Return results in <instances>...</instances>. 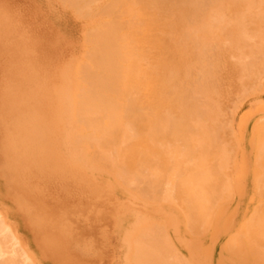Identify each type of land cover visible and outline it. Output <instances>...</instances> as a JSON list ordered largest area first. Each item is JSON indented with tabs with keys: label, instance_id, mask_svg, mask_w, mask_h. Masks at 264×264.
<instances>
[{
	"label": "rangeland",
	"instance_id": "1",
	"mask_svg": "<svg viewBox=\"0 0 264 264\" xmlns=\"http://www.w3.org/2000/svg\"><path fill=\"white\" fill-rule=\"evenodd\" d=\"M73 1L74 0H69V2H68V0H0V224H2V227H0V228L3 229L5 226H8L9 229L6 230L8 232L7 234L12 235V236H7V234L5 233L6 232L5 230L3 231V233L2 232L0 233V235H1L0 242H2V244L4 243L5 246L2 245V247L4 249H6L5 252H7L6 256H4V257L9 258V257H11L10 255L14 254L15 257H13V255H12V257H13V260L15 259V264H25V263L26 264H31V263H33V264H134L135 260L133 261L132 259L134 258L133 255L136 253L135 245L138 242V241L136 242L137 238L142 237L141 240L143 238H144V240H146L145 239L146 237H144L143 235L147 236V239H149V238H151L150 234H153V237L154 238L156 237L155 238L156 243L164 242V241L161 242V240L163 239L162 237H164L165 239L167 238V242H169L170 246L172 245L171 247H173V248H171V247L170 248L172 250L175 248L174 250H176V252H177L176 256L178 254L180 256V257L178 256L179 262L177 264H180V263L181 264H187V263L188 264H264V255H262V254H264V242L261 243L263 246L262 245L258 246L259 243H257L256 241H252V242H256L257 244L254 243L255 245H257L255 247L259 248L258 250H255V249H257V248H255L254 249L255 251H254L250 247L251 244L250 245L248 244L249 243L248 242L249 237L246 238L248 234H246V237L243 236L244 233L247 232L245 230L249 229L246 227H249L247 225H249V223H250V222L246 223L245 221H249V219H253V220L257 219L258 217L252 218L255 216L254 215L255 214V208H257V206L259 208V207H261L262 204H264V195L261 196V191H263L262 192V194H263L264 190H263V188L261 190L260 184H259V186L257 184L259 182V179H261V176L259 177V176L255 175V170H254L256 168L255 164H254V158H255L254 156L258 152L257 151L258 144L260 145V143H262L261 139H262V136H264V133H263V135H262V133L260 134V132H263L262 129H264V127H262V126H264V123H263L264 121L263 120H262L263 122L260 121V119H263V117H264V79H263L264 78V60L262 61V58L264 59V50H263L264 49V47H263L264 43L263 44L260 43L262 41V37H260L261 35H257L258 36L257 39L261 38V40L256 41V39H254L255 37L254 38L250 37V35L252 36V32L249 31L250 29L253 28V26H255L254 25L255 22L253 23L252 21L256 17V16L254 17V11L256 12L257 10H255L254 8L247 10V12L249 11L247 13V15H251V18L249 16H248V18H246L247 15L245 16V13H244V16L246 18L245 19L246 22H245V20H243L244 17H241V16L239 19H232L231 18V20H230V18L228 19L227 18L228 16H227L226 19L229 20V23L224 24L226 27L223 25V22H222V24L218 23L220 26L221 25L224 26V27L223 26L222 27L226 30L225 32H224L222 27H220L222 30L219 28L218 24H216L217 22L213 23L212 21H210V22L213 23L214 25H217V27L219 29H217L214 25L213 26L216 29L215 28L210 29V26L212 24L209 26L210 22H208V23L206 22L208 24L207 26L209 27V29H208V27L207 28L205 27V30H202V32L209 30L208 33L210 32L211 33V34L209 33L210 35L205 34L206 32H203V33L205 35H207L206 37H208V35H209L208 38H210V37L213 38L215 36L216 38L214 37L213 40L214 39L216 40V41L214 40L216 42V44L219 42L223 43V39H225L226 36L233 34V36L230 35L231 37L230 36L229 37L232 39L235 36L236 41L234 40V38L232 40L235 42H238V44L240 46H242L241 47L242 49L240 48L241 51L240 50H238V51L245 53L248 57H250V56L251 57L247 58V56L243 53H242V55H243L242 56V55H240V53L237 52V54H236L234 52L236 55L239 54L244 59L245 62L242 59H239V56H237L238 58H236L237 62L234 61L235 60V58H233L234 55H231V57H228L229 61L231 63L233 61L235 64L234 63H232V64L236 65V67L241 62H242L241 66L243 65L242 67L245 66L244 63H246L247 67H248V63L249 64L251 63L250 68L253 70L249 71V68H247V67L241 68V70L245 69V71H243L244 74H245V72H248V74L246 73V75H244L242 73V71H239L240 73H242L241 74L242 76H241L238 72L235 73V70H234L235 67H234V69H231L232 71L230 70V68H226V67L231 66V63L229 61H227L228 58H226L227 54L229 53V55H230V53H231L229 50L231 45H229V43H227V44L225 43L229 47V48H227V46H226V48H227V50H226V48H224L222 46L219 47L221 45L220 43H219L220 44L219 46L216 45L215 42L212 41V39L210 40V39L206 38V40H204V42L208 41V43L210 40L211 42H213L212 45L215 44L217 46V47L214 46L215 47V49H214L213 46L210 44L211 42L209 43L210 47L212 46V49L208 46L209 50H212V51H210L211 53H214L213 50L214 51L217 49L219 50V48H224V50H226V53H225V52H221L223 50L220 49L219 51L221 53L218 51L219 55H217V53H215L216 55H213V54L211 55L209 53V50H207L208 48L205 49L206 47L202 48L200 46V49L202 48L203 50H207V51L201 50L202 53L205 52V54H206V55L204 54L205 56H203V57H206L207 54L211 55L212 57H215V56L220 57V54H222V56H226L225 57L227 59L226 61L229 62V64H227V62H225V61L221 62V63H224L225 69L226 70L228 69L229 73L232 72V75H233V76L232 75L229 76V74H228V76L226 75L227 78L225 80L229 79L227 81H230V79H231L234 81H230L231 83L229 82L230 83L229 85L226 84V88L228 91V93L226 95L227 96L226 99L227 98L228 99L227 100L225 99L226 104H225V108H224V112H225L224 114L226 116L225 117L221 116V119L224 117V119L227 120L225 122L226 123V129L229 128L228 131L225 129L223 131V134L225 135L226 131L228 133L226 134L225 140L219 141L217 138H215V140L217 142H219V144L224 143L223 146L221 145V148L218 147L220 150L216 149L217 155H220L219 157H221L222 159L219 158L220 161H219V159L215 160L216 161L215 163L213 160L212 164H217V166H218V164H220L222 166L221 162L223 161V163H224V165H226V167L229 166L228 169H231L233 167L234 172L232 169L229 170L230 172L227 169L225 171L223 169L222 170L223 173L219 172V173H221V174H219L221 176L226 171L229 173V175H230V173L233 172L230 177L228 175L229 181H230V178L232 177L231 178L232 182L227 183L228 187H230L229 186V183H230V185L232 186V188L231 187L230 188L233 190L229 189L228 187H227L228 191L225 190V191L229 192L230 197L227 195L228 194L227 192L222 191V189H221L223 187L222 186V183H223L222 180L226 176L225 174H224L225 176H222V177L220 176V178H222V179L218 180V181H221V188L218 187L219 185L217 187L215 186L216 184L214 183V179L217 180V178H213L212 179L213 182L209 178L210 182L212 184V185L211 184L210 185L213 187L215 186L214 188H216L215 192H216V190L219 191L218 192L220 194V195L218 194L220 196L219 198L221 199V197L222 198L224 197L222 194L225 195V198H223L225 200V202H224V200H221L222 201V203L220 202L221 204H219V205L215 204V206L212 205V207L209 208L211 210H208L207 208H203V211L205 209L207 212V211H212L213 210L212 208H214V207L216 208V205H218L217 209H214V212L211 214V217H210V219H212L213 222L211 221L209 223L210 219H208L209 220V221H207L208 224L199 226V224L201 222H203L204 219H202V221L200 220V222L198 223V227L202 228L203 226H206V225H208V227L207 226H206L207 228L204 227L205 229L200 228V231H199V228L194 229L195 225L197 227V223L195 224V222H194V220H196V219L193 220L195 225L194 224L188 225L189 222H188V219L186 217V215H187L185 212L186 209H188L187 210V213H188V211H190L193 207V209L191 210L193 215L194 214L197 215L200 212V211L199 212L197 211V210H199L198 207L200 205L198 204L199 203L198 200L195 199L196 197H198V198L200 197V200H202L203 198H204V200H206L208 198V200L206 202L212 201L211 203H213V204H214V201H213L214 198H215V201L216 200L220 201V200H219V198H217V195H216V197H214L215 196L214 192H213V194L211 193L214 190H213V187H211L209 185L208 181L206 182L207 184H202L203 187H201V185H200L201 180L203 178H204V180H202V182H205V180H209L208 177H210V176H208V175H210V174H208V173L205 174V177L200 176V174H202L203 171L201 169L202 173H200V171H199L200 169H198V167H197L198 164L196 162L200 161L201 158L199 155L196 154L197 149L195 150L194 148L191 147L193 149V152H195V153H193L192 149L189 147L192 144H194L193 142L190 143V141H189V138L191 136L190 133H192L194 129L192 128L193 129L192 130L190 127L191 125L187 124L188 121H185V125L183 123L180 124L181 128H183V125L185 126V128H183V129L180 128L179 132L181 135L182 134L185 135L187 132L184 131V129H186V128H187L186 130L191 129L186 134V136L188 134H189V136H187L186 139L184 140L183 137H185V136L182 135L183 140H181L182 142L180 141L181 144L179 142L178 143L168 142V143L170 144L169 146H172L171 144H174L173 147H175V148L177 146L178 150L181 149V145H183V147L188 146L187 148L184 147L185 153L188 155L187 156L185 154V156H187L188 158L193 156L192 158L194 159L195 154H196V156H198L200 158V160H199V158L197 160H192V158H191V160L190 161L188 160L189 161L188 162V161H185V159L186 160L188 159V158H185V156H182V158L184 157V160L180 159L178 153L175 154L176 155L175 158L171 157L172 155L170 156L169 153L167 152V149H169L170 147L167 148L168 146H166V145L168 143H166V145H165L166 140L164 139L165 140L164 141V145H165L164 148H167L165 151L170 156V158L168 157V159L170 160L172 158V161H175V162L168 161V163H171V166L168 165L169 168L166 166L165 167L167 168L166 170H168L169 173L165 170V172L168 173V175H166L167 177L164 174L163 175L165 177L161 176V177L165 178V180L168 179V181H170V180L172 181V182L170 181L169 182L170 185L169 184L168 185H169V187H171L173 189L176 188L178 193L180 192L179 196H178L179 198H181L182 200H185V199H183L184 197L186 198L185 193H186V191L190 190L189 195L187 192V195L189 196L188 198L191 199L192 197H195L193 199L197 200L196 202L198 204V207H196L197 206L196 202H195L196 205H194V202L192 201L193 200L192 199L191 201L193 203L192 202L191 203L193 204V206L191 203L185 201L188 205L185 203L186 209L183 210L185 207L183 206L184 207L183 208L182 204L180 206L183 209H181V207L177 205L179 198L177 200H175V197L177 198V195H178L176 190H171V191H173V193L175 195L177 193V195L175 196L173 193H171L169 191V187H167L168 185H166L167 184L166 182L162 183L159 181L158 178H160L159 177L160 173L153 171L154 169L151 168L152 162H149V158H147L148 159L147 160L146 156L140 155L141 158H140V156L136 157L137 159L135 158L136 159V160H134L135 162H137V160L139 158L142 160V161H140V163L137 162V163H139L138 168L141 170V168H143V166H144V168H145L144 171L146 172V175L148 174L149 171L155 173L154 175H156V176H157V174H159L157 176V178L155 177V180L157 179L156 181H159V184H162V185L165 184V187H167L168 189L167 188H164V189H167V191H169L170 195L173 194V196H174L173 202H177V204L173 203L172 200L170 202L168 201V200H170V198L172 199L173 196L166 194V197H163L162 195L164 194V192L161 195L160 189L155 187L158 184L157 182H156L157 184H154V181L151 180L152 183L154 184V185L152 184L151 186H154V188L150 187L151 192L154 189L155 192H157V194L154 193V195H155L154 196L153 195L154 190H153L152 195L150 192L148 195L147 194L144 195L145 190H144V193L142 194L143 191L141 189H139L140 187L136 188L134 186V184L137 185V183H135L136 180L135 181L133 180L134 182L132 180H131V182L129 181L130 184L132 183L131 185L128 183V181L127 182H126V180L123 181L124 177L122 178V175H121L123 171L122 172L120 171L121 173L119 174L123 180L118 178V175H116L117 174L116 171L118 172L120 169L118 166H115V167H117V170H114L115 167L113 166L112 163H110L111 161L105 162L104 161L105 159L102 161L103 157L100 158L101 163L98 160H96L99 158V155H98V158L95 159V157L97 156V153H92L90 151H93V150L96 151L98 149V151L100 152L104 148H103V146H100L101 150H99V145L97 148V146L95 145V142L92 139H90L91 135L94 134V133L91 134V132L96 130V128L94 126H92V125H94V122H90V123L87 122L88 119L86 118V120H87L86 121L85 117H83V118L80 117L82 114L79 115V113H81L80 108H81L82 104L85 101H87L86 98L89 97L88 101L94 100V98L90 97L91 95H93L92 97H94V95H96L95 99H97V96H100V95L103 96L104 93H106L105 95H107V93H109L108 99L111 98V100H113L116 97V99L118 100L117 96L114 97L112 95V94L116 95L115 92L114 93H112L111 91L106 92L105 90H102L100 87H98V85H97L99 82L98 79L95 78L96 79L95 83H97L96 85L94 83L95 79L93 82L91 79H88L89 77L92 76L88 73H91V72L94 73L95 72L92 70V65H93L92 62L93 61L91 62V60L95 59V57H89L90 52H88V51L91 50V53H92V51H93L92 49L93 48L96 49V47H94V46L92 47L91 44L95 45L94 43H96L95 39L97 40V38H98V36H96V32H97V35L100 36V34H98V32L100 33L102 31H98V30H100L103 27L102 23L107 22L106 24H108V22L111 20V22L109 23V28H110L109 33H111L112 32L111 27H112V29H114V27H115L117 30L116 23L121 25L122 24L121 22L128 19L129 21H127V22H129L131 25V21L134 18L133 19L134 21H132V22H135V23L137 22L136 24H134V25H136L134 30L135 29L141 30V32L135 30L134 33H136V34L134 36H132V35L129 36L130 39L128 38L129 40L127 39L128 42H126V43H124L125 39L123 40V38H122L123 42L121 41V39L119 37L122 34H121V32H118L119 33L118 39L120 40L119 43L121 42L120 44L124 43L125 45H129L127 47L130 49L131 47H133L132 45H135V42H136V45L137 44L139 45L138 48H142L141 44L139 43L138 38H141V36L143 37V35L146 34V28H148V31L153 28V26H151V27L149 26V24L151 22L150 19L152 18V16L156 17V19L158 20V24H157L158 27L156 26L157 30L155 29V31H154V33L157 36L156 40L154 41V42H156V44L154 46H151V47L149 46L150 51L146 53V55L149 56V57H146V66L149 68L148 71H152V72L156 71L153 73L149 72V73H151L148 76V79L150 78V81H151L153 76H158L159 74L164 75L168 72H169V74L178 75L179 73H177V72L179 71V69L182 70V68H185V66H188V67H186V70L188 69L189 72L196 69V71H193L194 74L192 72H191L192 74H189V72L186 71V72H188L186 74V76L189 77L191 75V77H189V80L187 78L186 82L185 81L184 82L179 81L182 84V86L178 83H177V86H175L176 83L172 84V82L174 80L173 78L164 79L163 86L161 89L162 91L160 92V95L165 94L164 97H163V95H161V97H158L156 99L155 94L153 93V91H151V87H150L151 83H150L148 90L146 89V108H147V106H148V108H150L151 105H153L154 101H156L158 99H159L158 101H160V99H163V102L160 105H158L157 103H154L156 108H154V109L152 108V110H154V111H150L151 113H153V115H155L154 114L155 111H156V113H159V112H161V110H163L165 108L168 110L167 106L170 103L169 100H171V98H172V94H169V91H171L169 89H171L172 85L175 86L173 91H176V90L179 91L178 85H179L180 89L190 90L189 87H192V86L191 85L189 86V84H192V83L187 84V82H189V81L193 82L195 80V78L198 79L197 78V77H199L198 74L201 75L203 73L200 69L205 66L206 61H205V63H203V61H202L203 59H201L202 55L200 56L196 52L191 51L190 46L188 49L187 45L184 44L185 41L189 42L190 40H192V41L194 40L192 45L194 43L195 44L197 43V46L199 48V45H201L200 43L202 42V38L200 36L203 33H201V31L198 32V30L196 31V29H195V32H197V33H195V34L193 33V30L190 31V33H193V35H196V36L198 35V37L201 38L198 40V38L196 37L199 42L201 40L200 43L197 42V40L195 38H192L193 35L188 36V33H187L188 37L186 38V36L184 34L185 32L183 30V29H185L184 25H183V27H184L183 29H182V26L180 25V28L182 29V30L180 29V31H182L181 32L182 35L180 34V31H179V33H178V31H176L177 32L176 37H175L176 33H174V34L170 33V31H173V30L175 31V29L179 30L178 29L179 25L177 26V24L179 23V21H180V23H182L185 20V18H182L183 21H181V19H180L181 16H178V18L180 20L178 21V23L174 22V23H177L176 27H178V28L174 27L175 29H173L172 28L173 26L171 27V25L172 24L174 25V23H169V22H173L176 19L178 20V18L176 17L177 16L176 14L178 12L176 13L174 11L176 18L175 19L173 18L174 20L172 21L171 20L172 17L171 16L168 17L171 14V9H170L171 7H166V8H168L167 10L164 7V11L165 12L167 11L166 13H168L169 12L168 10H170L169 15L165 16L166 19L171 18L169 20L168 19L164 20L165 17H163V16L165 14L162 13L164 11L161 9V7L158 9L152 8V9H157L158 12H157V10L154 11L151 8H149L148 10L152 11V14H153L152 16H151L150 11H149L150 14H148V11H147V13L146 12L144 13L143 12L145 10L144 9V10H141V13L147 14L146 16L145 15L142 16V14L140 13V14H138L139 16L136 15L135 17H133L131 15L129 16V14L126 15V13L123 12V11H125L123 6L122 5L118 6L119 3L117 6L114 7V10L116 12L113 9H111L112 7L109 8V5L107 6V4H109L111 2V0H92V1L91 0H79V1L76 0L78 3L75 1L73 3ZM113 3L114 2H112L111 4H113ZM254 3H258V1L254 0ZM76 4H77V6H76ZM104 6H105V8H104ZM261 6H260V8H261ZM106 7L110 9V10L108 9L109 11L112 12V10H113L115 12V14H113L111 17H115L116 21H113L112 19H114V18H112V19L109 18L110 15L108 17V15L105 13V12H107V11H105V10H107ZM102 8H104L105 10ZM262 9H263V7H262ZM100 11H101V13H100ZM153 11L155 14L153 13ZM159 11H161V13L164 14V15H161L162 17L159 15L160 14ZM201 11H203V10H200V12ZM224 11H226L225 12V16H226L228 11L227 10H224ZM111 12H110V14H111ZM251 12L253 13V15L250 14ZM116 13H117V16L119 14L121 16L119 15L120 17L118 18L116 16ZM123 13L125 15H122ZM180 13L181 14L178 13V15H182V12H180ZM202 13H200V14H202ZM187 14H188V15H186L187 16L186 17L187 23L185 20V25L186 24H188V25L194 24L195 25V22H196L195 18L198 17V15H195L196 16L195 17L194 14H193V16L191 14V17H195V18L191 19V17H189V19H191L189 22V20L187 18H188V16H190V13H187ZM205 14H206V18H207L208 14L207 13H205ZM205 14L204 15L202 14L204 21H206V18H204ZM85 15H87V16H85ZM255 15H257V12ZM172 16H174V15H172ZM199 16H201V15H199ZM202 16L200 17V19L202 18ZM260 16H261V14H260ZM106 17H108V18H106ZM138 17L140 19H138ZM146 17L149 19H146ZM182 17H183V15H182ZM135 18H137V19H135ZM160 18L161 19L163 18L162 21ZM241 18H242V20H240ZM197 19L199 20V17ZM226 19L223 18V20L227 21ZM248 19L250 22L247 21ZM97 20H98V22H97ZM99 20L101 21V23ZM107 20H109V21H107ZM203 20L201 19V21L200 22L198 21V22L201 23ZM221 20L222 19L220 18L219 22H221ZM260 20H262V19H260ZM192 21H194V22H192ZM234 21H237V22H234ZM124 22H126V21H124ZM198 22H196L197 26L199 25ZM244 22L246 23L247 28H248V30H247L246 27H244L245 28L244 31L248 35L247 34L245 35L244 34L245 32H244L243 33V40L241 43H239L240 40L242 39V34H241L242 33V27H241V25L244 26L245 25ZM263 22L264 21H261V23H259L261 25V27H264V24H262ZM112 23H114V27L112 25H110ZM129 23H128V25H129ZM230 23L231 24L233 23L232 25L235 27L230 26L229 29H231V30L227 34L228 29H226V28H228L227 25L229 26ZM237 23L238 24L244 23V24H240L241 33H239L237 31L238 30L237 26L239 27V25ZM96 24L97 25L100 24L102 27L98 26V27H100L99 29L94 27V26H97ZM159 24L161 26H162V24H166V25H163L162 26L163 28H161V26ZM202 25H204V24H202ZM106 26H105L107 28L106 31H108V29H109L108 25H106ZM137 26H139V27H137ZM140 26H141V28H140ZM190 26H192V25H190ZM248 26H250V27H248ZM121 27H123V26H121ZM125 27H126L125 29L121 28L122 31H124V33L128 32L127 31L128 27L127 26H125ZM193 27H190V28L192 29ZM199 27H200V25H199ZM91 28H93V29L96 28V29H94L95 34H94L93 29H92L93 32H91L92 30L90 31ZM166 28L169 29L168 30L169 34L167 33ZM234 28L236 29V31H235L236 33L235 32L233 33ZM102 29H105V28L103 27ZM197 29L200 30L201 27L197 28ZM213 29L215 31H217V30L218 31L215 32L214 34H212L214 31L211 32V30H213ZM262 29H260V32H259L261 34L264 33V29L263 30ZM188 32H189V30H188ZM220 32L222 35L220 34ZM89 33H90V35L92 33L91 38L88 35ZM118 33H117V35H118ZM138 33H141V34H138ZM93 34L96 36V37L94 36L95 38L93 37L94 43L92 41ZM179 34L181 35V37ZM237 34H241L240 35L241 39L239 38V35H238V40H237ZM223 35L225 37H223ZM253 35H254V32H253ZM218 36L221 39H219ZM247 36H248V40H246ZM255 36H256V34H255ZM116 37L117 36H115V38ZM182 37H185L186 39L184 38L185 40L184 39H183L184 41L182 40L183 44L181 45V43H182L181 38ZM89 38L91 41H89ZM131 38H132V40H131ZM176 38L178 39L179 43L177 42L178 43L177 45L175 43L174 44L175 48H174L173 43L177 40ZM251 38H253V39H251ZM263 38H264V36H263ZM135 39H136V41H133ZM203 39H205V38H203ZM231 39H230V41H232ZM195 40H196V42H195ZM227 40L229 41V39H227ZM227 40L225 39L224 42H226ZM250 40H254V42H252ZM192 41H190V42H192ZM247 41H249L250 44ZM133 42H134V44H133ZM246 42L251 48L248 47ZM263 42H264V40H263ZM127 43H130V44H127ZM208 43H204L205 45L203 44L202 46H207ZM233 43L234 42H232V43L230 42V44H232V45H233ZM242 43H244V44H242ZM251 43H253V44H251ZM179 44L181 46H184V47L186 46L185 48H187V49H185L184 47L182 48ZM238 44L236 43V45H238ZM222 45H224V44H222ZM245 45H247V46H245ZM254 45L256 46L255 48L253 47ZM197 46H195L194 49ZM89 47H90V49H89ZM164 47H166V48H164ZM243 47H246V48H244L245 50L243 49ZM252 47H253L255 52H256V50L258 51V49L259 50L262 49L263 54L261 53L262 54L261 56H263V57H260L259 55H258L259 56L258 57L256 55L257 53L254 52L255 53L254 54L253 52H250V51H253ZM176 48H178V49L182 48L180 50H183V52L185 50L186 51L190 50V53H189V51H187L188 54L186 53L187 56L185 57V53H183L182 51L179 50V52L181 53L180 54L181 56H179V55H177V53L179 54V52H178V49L176 52ZM121 49H123V48H121ZM165 49L169 50L170 54L168 53V55H167L166 53L168 51L165 52ZM248 49H250V50H248ZM196 50H197V48L195 49V51ZM234 51H236V50H234ZM86 52H88V54ZM121 52H122L121 54H126L127 49L124 48V50H121ZM142 52H143V50H140V49L135 51V53L137 55H140ZM258 52H262V51L260 50ZM93 53H94V51H93ZM172 53L174 54L173 56H172ZM195 53L199 56L197 57V55H195ZM251 53H253V55H255V57L257 56L258 59L255 60V57L252 56ZM182 54L185 58L188 57V59H184L182 57ZM86 55L89 58L85 57ZM143 55H145V54L143 53ZM170 55H171V57H170ZM175 56L177 58H175ZM190 56L192 58H194L195 56L198 58V61L196 58L197 63H195V65L193 66V68H194L193 70L189 69L192 67V66H189L190 64H188V65H186V63L183 64L184 61H186V60L188 61L190 59ZM155 57H162L161 66L159 68H157L156 66L153 67V60L155 59ZM179 57L180 58L182 57L183 59L182 58L178 59ZM120 58L121 57H118V59H120ZM123 58L126 59L125 57H122L121 59L123 60ZM172 58L175 61L171 60ZM87 59H89V60L91 59V60L89 61ZM121 59L118 61L119 63L124 62V60L122 61ZM223 59L224 58H222V60ZM250 59H252V60H250ZM148 60H149V62H147ZM180 60H181V62H180ZM170 61L173 62V63L171 62L172 65H167L168 63H170ZM193 61H195V58ZM200 61H202V62H200ZM248 61H250V62H248ZM88 62H89V64L92 63V65L89 67L91 69L90 71L87 70L89 64L86 67ZM188 62H191V61H188ZM119 63H116V66L119 69L118 70V72H119L118 76L121 75L120 73L122 70V67H121L122 64H119ZM201 63H203L204 65H202ZM164 64L167 66L165 69H164V67H165ZM197 64L199 65V67L202 65V67L200 69H198L199 67L196 66ZM179 65L181 67H178ZM222 66H220V67H222ZM150 67H153V69ZM207 67H208V65L206 67H204L203 71ZM209 67H210V64H209ZM82 69L87 70L88 73L86 72V74L89 75L87 78H86L87 75H85V77H82V75L84 76L83 73H85V72H83ZM86 70H84V71H86ZM157 70L160 72H158ZM183 70H185V69H183ZM238 70H240V69H238ZM80 71H81V73H80ZM161 72H163V73H161ZM237 73L239 74V76ZM195 74H197L198 76H196ZM97 75H99V74H97ZM164 76L166 77L167 75H164ZM231 77H234V78L232 79ZM84 78H86V80H90V81H88L89 84L87 83L86 80H84ZM91 78H93V77H91ZM261 78H262V80H261ZM80 79H83V80H80ZM167 81L170 82L171 84L168 83ZM227 81H224V83H227ZM84 82H86V83H84ZM244 83H247V84H244ZM88 85H90V87ZM94 86L95 87L97 86L96 88L98 90L101 89L102 91L96 90V88H94ZM228 86L230 89L228 88ZM255 88H256V90H255ZM93 89H95L97 94L95 93V91ZM83 90H85L86 92L84 91V93H83L82 92ZM121 90H123V89H120V90L117 89V91H118L117 95H118V97H120L119 100H122L121 96H123V94H124L122 91V93L120 95L119 92H121ZM167 91H168V93H167ZM102 92H104V93H102ZM85 93H86V95H85ZM110 94L112 96H110ZM84 96H85V98H83ZM81 97L83 98V100L81 99ZM242 99H244V100H242ZM235 100H237V102ZM82 101H84V102L82 103ZM79 102L81 103L80 105H79ZM113 102L115 103V100H113ZM114 103L112 105H110V103L108 102V104L100 106V107L104 106V108L106 109V112H108V113H106L105 116H108V115L110 116V113L111 114L115 113L118 110L119 107L118 106L116 107V104H114ZM109 106L110 107L112 106L111 108H115V110H112ZM236 106H237V108H236ZM108 107H109V109H108ZM148 108L146 109V111H147L146 117L148 118V116H149L150 118L154 119L155 117L154 116L152 117L151 113H148L149 112ZM157 109H159L160 111L157 112ZM109 110H111L112 112L109 113ZM231 110L232 111L234 110V111L231 112ZM171 112H172V110H171ZM249 112H253L254 117L250 121H248V123H246L245 128H244L245 132L241 133L240 129L242 128V125H241L242 124L241 123L242 118H243L245 113L248 114ZM230 113H232V115ZM167 114H171V113L169 112ZM167 114L166 115L163 114L164 117H166ZM222 114H223V112H222ZM155 116L157 117V114ZM229 116H230V118H229ZM226 117H228V118H226ZM233 117H234V119H233ZM231 119H232V121H231ZM149 120H151V119H149ZM228 120H230L231 123H230V127L227 128V123L230 122ZM79 121H80V123H79ZM98 121L100 122V120H98ZM103 121H104V123H103L104 125L108 124V122H109L107 120H106V122H105V120H103ZM103 121H101V122H103ZM161 121L162 120H160V123H161ZM99 122H98V124H99ZM133 122L134 121H132V123ZM166 122H167V120H166ZM168 122H169V120H168ZM95 123H97V122H95ZM78 124H79V126H77ZM147 124H149V123L147 122ZM161 124H160V126H161ZM234 124H235V126L233 127ZM89 125L91 126V128ZM139 125H138V127H139ZM76 126H77V128H76ZM100 126L101 125H99V127ZM133 126H135V128H138L136 124H134ZM153 126H156V123ZM162 126H167V123H165V125H164V121H163ZM169 126H171V125H169ZM188 126L190 128H188ZM228 126H229V123H228ZM78 127H80V128H78ZM148 127L146 125V128H148ZM232 127H233V129H231ZM88 128L91 130L93 128V130L92 131L90 130V132H89ZM142 128H145V127H141V125H140V128L137 130H142ZM151 128L153 129V127H151ZM151 128H149V133L151 131L150 130ZM154 128H155V130L153 129L154 130L153 134L149 135L150 139H152V140L156 139V141H157V137H158V139L159 138L161 139L163 136L165 137V134H167V132L162 130V128L159 131V133L157 132V128L156 127H154ZM163 128L165 129L166 127H163ZM222 128H223V125H222ZM230 129L235 131V133H233V135L229 134L231 131ZM234 131H231V132H234ZM86 132L90 135H87ZM162 132L165 133V134L163 133V136H162ZM194 132L196 133L197 138H194L195 133H193V136H194L193 138L197 139V141L194 139L193 140L195 141V143L199 142V143H196L194 145L198 144V146H199V144L204 140L197 133V131L194 130ZM149 133H146V135ZM160 133H161L162 137L159 136ZM100 134L101 133H99L96 130L95 136L100 135ZM197 134L200 136L201 139L198 140L199 136ZM223 134H221V136ZM76 135H77V139H76ZM78 135L80 137L83 136V138L86 137V139H83L82 137L80 138ZM151 135H152V138H151ZM155 135H156V137H155ZM219 135H217L218 138L220 137ZM169 136H171V135H168L167 137H169ZM228 136L232 137V138L234 136L235 137L234 139L237 138L236 140H238V146H239L238 149L236 148L238 146L233 147V148L230 147L231 144H229L230 146L229 145L224 146L225 142H227L226 140L229 139ZM87 138L90 139V141L92 140L94 142V145ZM93 138H94V136H93ZM187 138H188V140H187ZM150 139L148 141H146V147L148 146L149 141H151ZM166 139H168V138H166ZM258 139L261 140V141H259L260 143L258 142ZM161 140H163V139H161ZM80 141L82 142L83 145L79 144ZM168 141H169V139H168ZM152 142L154 143V145H152V146H154V148L151 147L153 149V151H151L150 154L148 151V156L152 154L151 156L154 157L153 155L155 154V149L158 147V145L156 144V142H154V141H152ZM185 142L187 143V145ZM217 142L215 144L219 145ZM229 142L231 143L234 141H229ZM117 143L121 144L119 141ZM157 143L160 144V142H158V141H157ZM235 143H233V144H235ZM151 144L152 143H150V145ZM176 144H178V145H176ZM202 144H204V142ZM215 144L213 145V148L211 147L213 150L217 146ZM81 145H82V147H81ZM104 146H106V144ZM123 146H125V144H123ZM162 146H163V144H162ZM198 146H194V147L197 148ZM200 146L202 147V145H200ZM173 147L170 149H174ZM183 147L181 149L182 151H183ZM203 147H202V149H203ZM151 148H150V150H151ZM164 148L158 147V149H161V151ZM188 148L191 149L190 152H192L193 155L190 154ZM231 148H232V150H231ZM78 149H79V151H78ZM80 150H82V151H80ZM229 150L232 151L231 154L229 153L230 152ZM165 151L164 152L162 151V152L165 153ZM173 151H171V152H173ZM174 152H177V150ZM210 152H212V150ZM234 152H235V154H234ZM215 153H216V151L214 152V154ZM232 153H233V155H232ZM92 154H95V156H92ZM99 154H101V153H99ZM159 154H160V152H159ZM156 155H158V154L156 153ZM189 155H191V156H189ZM204 156H205V154H204ZM204 156H201V157H204ZM209 156H212V155H209ZM234 156H235V158H234ZM142 157H143V159H142ZM163 157H162V159H165V157L164 158ZM176 157H178L179 160H182L183 162L184 161L185 162L183 164H182V161L177 162L178 163V165H177V163H176L177 158ZM92 158H94V159H92ZM159 158H161V157H159ZM212 158L214 159L215 157H212ZM145 159H146V162H143V160L145 161ZM154 159L155 158H153V160ZM156 159H157V157H156ZM168 159H166V160H168ZM224 159L226 162L224 161ZM233 159H234V161H233ZM166 160H165V162H166ZM203 160H205V159H203ZM203 160L200 162L203 163L202 168H205L208 164H207V162H204ZM227 160L228 161L232 160L234 162L233 165L231 164V162H227ZM237 160H240V168L239 169L245 168V173L243 174L242 179H240V176H239L242 174L241 173L238 174V172H240L241 170L237 171L235 168V165H234ZM191 161L193 163L195 162L194 165L197 168L196 170H195V166H193V163ZM247 161H250V162H247ZM102 162H104L105 166L103 165ZM160 162H162V161L159 160V162L155 163V164H157V166H156L157 168H160L161 171H159V172L163 173L164 170H162L161 164H159ZM106 163H107V165H108V163L112 164L111 167L112 166L113 167L110 168L111 170L108 169L109 165L107 167ZM153 163H154V161H153ZM175 163H176V169H175V165H173ZM185 163H189V164H186V165H188V167L186 165H185V167H187L188 172L191 171L192 174H191V172L189 175H188V173H187V175L185 174L187 172V169L182 167V166H184ZM248 163H249V165H248ZM164 164L165 163L163 162V165ZM212 164L210 163V166ZM166 165H167V163H166ZM179 165H182L180 167H181V169L184 168V170L179 171ZM154 167L155 166H153V168ZM156 167H155V169L158 171V169ZM207 167H209V165ZM211 167H213V165ZM146 168H148V170ZM172 168H173V170H172ZM190 168H193V169H190ZM219 168H217V169H219ZM223 168H225V166ZM128 170L129 169H127V172H128ZM133 170H131V171H133ZM177 170L179 172H177ZM197 170H198V173H200L198 175V177L200 176L201 180L198 177L193 178L194 171H195V173H197ZM204 170H206V168ZM136 171H137V168H136ZM145 172H143V173H145ZM180 172H182V176H183V174H185V176H184L185 178H183L181 181L185 180L187 177V179L185 180L186 183H183L184 181L181 182L179 180L180 178L177 179V177L181 176V175H178ZM129 173H130V171H129ZM137 173H138V171H137ZM211 174H213V172H211ZM214 174H215V172H214ZM214 174L211 176L215 177ZM217 174H218V172H217ZM247 174H249V175H247ZM133 175H132V179L137 178L138 179L137 181H139V182H142L141 177L143 178V181H144V177L147 178L146 181H144V184H146L148 179H150V177H147L145 174H143L145 176H141V177H136L134 175V178H133ZM139 175H140V173H139ZM219 175H217V176H219ZM124 176H126V175L124 174ZM148 176H152V175L148 174ZM169 176H171V177H169ZM206 176H208V177L206 178ZM175 177H176V179H175ZM163 178H161L160 180H162ZM173 178H174V180H172ZM188 178L191 180L189 181ZM130 179H131V176H130ZM140 179H141V181H140ZM198 179L200 180V183H199ZM187 180L189 183L191 181H192V183H194L198 180L199 185H197L198 183H195L196 185L194 184L196 186V189H197V190L195 189L196 192L193 191V192H195V194L192 193V190H191L192 185L190 186V184L187 182ZM175 181H177V182L180 181V182H178L179 183L177 185L178 187L180 184L181 185L187 184L186 186L184 185V187L188 188V186H189L191 188H188V189L186 188L187 190L185 189L186 191L182 192L185 195L184 194L182 195L181 191H180V187L177 188L176 184H174V183H176ZM223 181L227 182V178H225ZM126 183H128V185ZM144 184L143 185L140 184V186L143 187ZM171 184L175 185V186L172 187ZM204 185H206V186L208 185V187H207L208 189L210 187L211 188L207 191L206 190L207 188H205ZM146 187L149 188V186H146ZM182 187H181V189L183 190ZM198 188H201V190H198ZM202 190H203L204 195L210 191L211 195H213V196H211L210 193H208L209 195L207 194V196L202 195L203 193L201 192L202 193L201 194L199 192ZM204 190L207 193H205ZM258 190L260 191V193L258 192ZM220 191H222V194L220 193ZM223 192H225V193H223ZM146 193H147V191H146ZM197 193L200 194L201 196L198 195ZM180 194L182 196H180ZM190 194L192 195V197ZM216 194H217V192H216ZM230 194H232L234 196H231ZM226 195H227V199H226ZM151 196H153V197H151ZM167 197H169V199H167ZM211 197H213V198L211 199ZM228 197H229V199H232V200H228ZM156 198H158V199H156ZM186 200L189 201V199H187V198H186ZM258 202L260 205H258ZM215 203H217V201ZM183 205H184V203H183ZM255 205H257V206L255 207ZM262 206L264 207V205H262ZM190 207H191V209H189ZM194 208L196 209L195 211L198 212L197 214L195 212L193 213ZM253 211H254V213H253ZM191 212H189V213H191ZM257 212H261L260 209H258ZM200 213L202 214V212H200ZM252 213H253V215H252ZM250 214L252 215L251 218H249ZM262 214H259V215H262ZM204 215H206V214H204ZM189 216H190V214H189ZM209 216H210V214H209ZM212 216H213V218H212ZM191 217H189V218H191ZM203 218H204V216H203ZM1 220H3L5 222V224H4L5 226H3V222H1ZM193 222H191V223H193ZM233 222H234V224H233ZM244 222L246 224V227L241 226L242 223H243V225H245ZM240 226L243 227V229L245 227V230L241 229ZM151 228L156 230V231L152 232ZM209 228H210V230H209ZM196 229H197V231L194 232ZM204 230H206V231H204ZM242 230H243V232H241ZM145 231L147 232V235H146ZM150 231H151V233L148 234ZM202 231H204L205 233ZM9 232H10V234H9ZM197 232H198V234H195ZM4 233L6 234V238H8V237H11V238L6 239ZM199 233H202V234H199ZM242 233H243V235L241 236ZM237 234H238V237H237ZM149 235H150V237H149ZM234 235H236V238H234ZM240 236L242 238V241H241V238H239ZM160 238H162V239L160 240ZM232 238H233V240L237 239L234 242V246L237 245L236 248L232 247L233 245L232 246L230 244H229L230 246L228 245V243H231V244L233 243L232 242L233 240H231ZM263 238H264V236H263ZM11 240H15V241H13L14 243ZM138 240H140V238ZM141 240L139 242L143 241V240L142 241ZM154 240H151L152 245H154V243H155ZM244 240L246 241V243H243ZM251 240L252 239H250V241ZM146 241H147L146 244H148L150 242L149 240H146ZM10 243L11 244L13 243L12 247L14 245H15L14 247L17 246L16 248H17L18 252L14 250L16 248H14V247L11 248ZM237 243H239V244H237ZM165 244H164V246H165ZM243 244H245V245L242 246ZM148 246H150V243ZM228 246H229V248H228ZM162 247H163V244L160 247V251L162 250L161 249ZM218 249H220V250H218ZM238 249H240V250H238ZM241 249H242V251H241ZM232 250H235V252L234 251L232 252ZM259 250H261V251H259ZM14 251L17 252V254H15ZM134 251H135V253H134ZM162 252H164V251L162 250L161 253ZM8 253H9V255H7ZM155 253H158L159 255H161L160 252H155ZM165 253L166 252H164L162 254H164V255L171 254V253H168V251L166 254ZM172 253L174 254L173 251H172ZM216 253L219 256H215ZM220 253H221V255H220ZM233 253H236L237 255L235 256V254H233ZM259 253H260V255H259ZM226 254H228V255L226 256ZM19 256H21V257H19ZM27 256L29 257L28 260L31 261V263H29V261L27 259H25V261H24V259H22L24 257L28 258ZM161 256L164 257L163 255H161ZM161 256H159V258H161ZM182 256H183V258H181ZM262 256H263V258H262ZM145 257H146V261H147L148 256H145ZM213 257H214V259H212ZM259 257H261V259H257ZM175 258L176 257L174 256V259ZM220 258H221V260H220ZM129 259H131V260H129ZM168 259H171V258L169 257ZM224 259H226V260H224ZM162 260H164V261H162ZM180 260H183V261H180ZM130 261L132 263H130ZM159 261L163 264H165L166 262L168 263V261H166V258L159 259ZM223 261H225V262H223ZM23 262H25V263H23ZM136 262L137 261H135V264H136ZM148 262H149V260L146 262V264H148ZM173 263L170 262L168 264H173ZM175 264H176V262H175Z\"/></svg>",
	"mask_w": 264,
	"mask_h": 264
},
{
	"label": "bare ground",
	"instance_id": "2",
	"mask_svg": "<svg viewBox=\"0 0 264 264\" xmlns=\"http://www.w3.org/2000/svg\"><path fill=\"white\" fill-rule=\"evenodd\" d=\"M75 2H77L76 0H74ZM74 1H73V3H74ZM79 1V0H78ZM92 1V0H91ZM90 1V2H91ZM258 1V3H254V0H111V2L109 3V4H107V6L109 5V8L110 7H112L111 9H113L114 10V7L115 6H117L118 5V3H119V5L118 6H120V5H122L123 6V8L125 9V11H123L124 13H126V15H128L129 14V16L131 15V16H133V17H135L136 15H138V14H140L141 13V10H144L143 12L145 13H147V11H148V14H150L149 13V11L151 12V16L153 15L152 14V11L151 10H148L149 8H160L161 7V9L164 11V7H165V9L167 10L168 8H166V7H171L170 9H171V14L169 15V13H170V10H168L169 12L168 13H166L165 11L164 12H162V13H164V14H162L161 13V11H159L160 12V16L161 15H164L163 17H165V16H168V17H172V19L171 18H169V19H171L172 21L177 17L178 18V16H181V21H183V19L182 18H185V20H186V15H188L187 13H190V16H188V20H189V22H190V20L191 19H193V18H195L196 16L195 15H198V17H199V20L197 19L198 17H196L195 18V21L196 22H200L201 21V19L203 20V16H202V14L204 15L205 13H207L208 15H207V18H206V14H205V16H204V18H206V21H202L201 23H199V25H200V27H201V29L199 30V29H197V28H200L199 27V25L197 26L196 24V22H195V25L194 24H186L185 25V20L182 22V23H180V19L178 18V20L176 21V20H174L173 22H169V23H174V22H177L178 23V21H179V23L177 24V23H174V25L172 24H170L171 25V27L173 28V29H175L174 27H176V24H177V26L179 27H176V28H178L179 30H177V29H175V31L173 32V31H170V33H172V34H174V33H176L175 34V37H176V35H177V32L176 31H178V33H179V31H180V25L182 26V29L184 28L183 27V25L185 26V29H183L184 30V34H185V36H186V38L188 37V36H192L193 35V33L195 34V33H197V32H195V29H196V31L198 30V32L199 31H201V33H203V32H206L205 34H209L208 33V31L209 30H207V31H203L202 32V30H205V27L207 28L208 26V22H210V21H212L213 23H216V24H222V22H223V25L225 24V23H229V18H230V20H231V18L232 19H239L240 18V16L241 17H244V19L243 20H245L246 18H248V16L251 18V15H247V13L249 12H247V10H250L251 8L253 9H255V10H257L256 12H257V15H255L256 14V12L254 11V20L252 21L253 23L255 22V26H253V28L252 29H250L249 31H251L252 32V36L250 35V37H255L254 39H256V41L257 40H261V38L260 39H257L258 38V36L257 35H261L260 37H262V41L260 42V43H264L263 42V40H264V38H263V36H264V33L263 34H261V33H259L260 32V29H264V27H261V25L259 24V23H261V21H264L263 19H264V0H257ZM68 2H69V0H68ZM96 2V1H95ZM112 2H114L113 4H111ZM72 3V4H73ZM78 3V2H77ZM70 4V3H69ZM115 4V5H114ZM85 5V4H84ZM114 5V6H113ZM262 5V6H261ZM74 6V5H73ZM76 6H77V4H76ZM81 6V5H80ZM83 6V5H82ZM260 6H261V8H260ZM145 7V8H144ZM262 7H263V9H262ZM85 8V7H84ZM104 8H105V6H104ZM104 8H102V9H104ZM107 8V7H106ZM109 8H107V10H105V11H107V12H105L107 15H108V17H109V15H110V17L109 18H114L115 19V17H111L113 14H115V12L112 10V12L111 11H109L110 9ZM121 8V7H120ZM205 10H204V9ZM79 9V8H78ZM101 9V10H102ZM109 9V10H108ZM157 9H152V10H154V11H156ZM160 9V10H161ZM173 9V10H172ZM177 10V11H176ZM200 10H203V11H201L200 12ZM224 10H227L228 11V13H227V15L225 16V12L226 11H224ZM154 11H153V13H154ZM175 11L176 13L178 12L179 14H181L180 12H182V15H183V17H182V15H178V13L176 14L177 16L175 17V12L173 13V12ZM109 12V13H108ZM110 12H111V14H110ZM114 12V13H113ZM157 12H158V10H157ZM203 12V13H202ZM253 12V11H252ZM250 13V14H252L253 15V13ZM260 12V13H259ZM100 13H101V11H100ZM104 13V12H103ZM118 13V12H117ZM117 13H116V16H117ZM122 14V15H125V14ZM184 13V14H183ZM200 13H202V14H200ZM213 13V14H212ZM224 13V14H223ZM244 13H245V16H246V18H245V16H244ZM142 14V16L143 15H147V14H143V13H141ZM155 14V13H154ZM167 14V15H166ZM191 14H192V16H193V14H194V16L195 17H191ZM260 14H261V16H260ZM88 15V14H87ZM87 15H85V16H87ZM120 15V14H119ZM117 16L118 18L121 16ZM158 15V16H159ZM172 15H174V16H172ZM199 15H201L202 16V18L200 19V17L201 16H199ZM243 15V16H242ZM139 16V15H138ZM228 16V17H227ZM108 17H106V18H108ZM162 17V16H161ZM189 17H191V19H189ZM213 19H211V18ZM226 17L228 18V19H226ZM253 17V16H252ZM261 17V18H260ZM174 18V19H173ZM220 18L222 19L221 20V22H219V20H220ZM223 18L224 19H226L227 21H225V20H223ZM249 18V19H250ZM114 19H112L113 21H116V19L114 20ZM132 19V18H131ZM134 19V18H133ZM132 19V21H134ZM135 19H137V18H135ZM138 19H140L139 17H138ZM146 19H149V18H147L146 17ZM159 19V18H158ZM161 19V18H160ZM163 19V18H162ZM162 19H161V21H162ZM168 19V18H167ZM166 19V17H165V19L164 20H167ZM168 19V20H169ZM219 19V20H218ZM249 19L247 20V21H249ZM256 19V20H255ZM260 19H262V20H260ZM118 20V19H117ZM120 20V19H119ZM151 20V22H150V24H149V26L151 27V26H153V28L151 29L150 27V29L151 30H149L148 31V28H146V34H144L143 35V37L141 36V38H138L139 39V43L141 44V47L142 48H138L139 47V45L137 44L136 45V42H135V45H132L133 47H131L130 49L127 47V46H129V45H125L124 43H126V42H128V40L130 39V37L129 36H134L136 33H134L135 32V30L136 31H139V32H141V30H137V29H135L134 30V28L136 27V25H134V24H136L135 22H132L131 21V25H130V23L129 22H127V21H129L128 19L127 20H124V21H126V22H121L122 24L120 25V24H118V23H116V27H117V30H116V28L114 27V23H112V24H110V25H112L113 27H114V29H112V27H111V30H112V32L111 33H109V31H110V28H109V23L111 22V20L109 21V20H107V21H109L108 22V24H106V23H102L103 25V27L105 28V29H102L103 27L99 24V25H97V26H94V27H96V28H100V27H98V26H101L102 28L100 29V30H98V31H102V32H98V34H100V36L99 35H97V32H96V36H98V38H97V40L95 39V41H96V43H94V38L96 37L94 34H95V30L94 29H96V28H91L90 29V31L93 29L94 30V34H93V36H92V41H93V43L95 44V45H93V44H91L92 45V47L94 46V47H96V49L95 48H93L92 50L94 51V53H93V51H92V53H91V50L90 51H88V52H90V56L89 57H95V59H93V60H91V62L93 63V65H92V63L91 64H89V62L87 63V65H86V67L88 66V64H89V66H88V68L92 65V70L93 71H95L94 73H88L87 72V70H91L90 68L88 69L87 68V70L86 69H82L83 70V72H85V73H83L84 74V76L82 75V77H85V75H87L86 76V78L89 76L88 74H90V75H92L91 77H93V78H91V77H89L88 79H91L92 80V82L94 81V79L96 78V79H98L99 80V82H98V84L97 83H95L96 82V79H95V81H94V83H95V85L97 84L98 85V87H100L102 90H105L106 92H109V91H111L112 93H116V95H114V94H112L114 97L115 96H117V98H118V100L116 99V97H115V99H113V100H115V103L113 102V100H111V98H109L108 99V95H109V93H107V95H105L106 93H104V92H102V93H104V95L102 96V95H100V96H97V99H95L96 97V95H94V97H92L93 95H89L91 98H94V100H90V101H88L89 99V97L88 98H86V100L87 101H82V106H81V108H80V112L81 113H79V115H81L80 117H85V120H86V118L88 119V121L87 122H94V125H92V126H94L95 128H96V130L99 132V133H101L100 135H97V136H95V134H96V130H94L93 132H91V134L92 133H94V134H92L93 136H94V138H93V136L91 135V138L90 139H92L94 142H95V145L97 146V148H98V145H99V150H101L100 148V146H103V148L104 149H102L100 152L98 151V149L95 151V150H93V151H90V152H92V153H97V156L95 157V159L96 158H98V155H99V158L98 159H96V160H98L99 162H100V158H102L103 157V159H102V161L104 160L105 162H108V161H111L110 163H112L113 164V166L115 167V166H118L119 168V173L116 171V175H118V178H120V179H122L123 177H124V180L123 181H125L126 180V182L128 181V183H129V181L131 182V180L133 181H135V183H137V185H135L134 183V186L136 187V188H139V189H141L140 191L142 192V194L144 193V190H145V193H144V195L145 194H149V192L151 193V195H152V192H153V190H152V192H151V188L150 187H152V188H154V186H151L153 183H152V181H154V184H157L155 187H157L158 189H160V191H161V195H162V193L164 192V194L162 195L163 197H166V194H169V191L171 192V193H173V191H171V190H176V192H177V189L176 188H171V187H169V185H170V181H168V179H166L165 180V178H163V177H161V176H166V175H168V170H166L167 168L166 167H168L169 168V166H171V163H168V161H171V162H175V161H172V158L169 160L168 159V157L170 158V156L171 157H174L175 158V154H177L178 153V155H179V157H180V159H182V160H184V157L182 158V156H185V148H187L186 146H184L183 147V145H181V149H182V147H183V151L180 149V150H178L177 149V146H176V148L175 147H173V145L174 144H171L172 146H169L170 144L168 143V142H172V143H180V141L181 140H183V138H184V140L186 139V137L187 136H189V134L186 136V134L189 132V130H191L192 128L195 130V131H197V133L203 138V140L204 141H202L200 144H199V146H198V144L197 145H194V144H196V143H199V142H196L195 143V141L194 140H196L197 141V139H194V138H197V136H196V133L194 132V130H193V132L192 133H190L191 134V136H190V138L193 140H191L190 138H189V141H190V143L191 142H193L194 144H192L191 146H189L190 148L192 147V148H194L195 150H196V154L197 155H199L200 156V158H201V160H200V158L198 157V156H196V154H195V158L193 159L192 157L193 156H191V155H189V156H191V157H187V156H185V158H188L187 160L185 159V161H190L191 160V158H192V160H197L198 158H199V160L200 161H202L203 159H205V160H203L204 162H207V164L209 165V167H205L206 168V170H204L205 168H202L203 167V163L202 162H200V161H198V162H196L198 165H197V167H198V169H200L199 171H200V173H202V171H203V173L202 174H200V173H198V170H197V173H195V171H194V174H193V178H196V177H198V175L200 174V176L202 177V176H204L205 177V174H210V175H208V176H210V177H208V176H206V178L208 177V179L210 178L211 179V181H212V179L213 178H217V180L216 179H214V183L216 184L215 186L217 187L218 185V187L219 188H221V181H218V180H220V179H222V178H220V176L221 175H219V174H221V173H223V169H224V171L227 169L228 171L229 170H233V167L231 168V169H228V167H226V165H224V163H223V161L221 162V164H222V166L220 165V164H218V166H217V164H212L213 163V160H214V163L216 162L215 160H218L219 158H221V157H219L220 155H217V150L219 149L218 147H220L221 148V145L223 146V144L224 143H222V144H219V142H217L216 140H215V138H217L219 141H221V140H225V137H226V134L228 133L227 131H228V127H230V123H231V121H232V119H231V121L230 120H228V121H230V122H228L229 123V126H228V123H227V128L228 129H226V121L227 120H225L224 119V117L226 116L224 113V108H225V104H226V101H225V99H226V95H227V93H228V91H227V88H226V84H230L231 82L230 81H234V80H231L230 79V81H227V80H229V79H227V80H225L226 78H227V76H228V74H229V76L230 75H232V72H230L229 73V71H228V69L226 70L225 69V67H224V63H221V62H227V61H229V58L228 57H231V55H234V57L233 58H235V60L234 61H236L237 59L236 58H238L237 56H239V59H242L243 61H244V59L240 56V55H242V53L243 52H240L241 50H240V48L242 47V46H240L239 44H238V42H235L236 41V37L234 36L233 38H234V40L235 41H233L230 37L231 36H233V34L230 36V35H228V36H224L223 35V37H225V39L227 40V39H229V41H230V39L232 40V41H230L231 43L232 42H234L233 43V45L232 44H230V42L227 40L226 42H224V40L225 39H223V43L222 42H219V43H217L216 44V40L214 41L213 40V38L215 37H210V38H208L209 37V35L211 34H209L208 35V37H206L207 35H205L204 33L200 36L201 38H202V42H201V40H200V42L198 41L199 39H201V38H199L198 37V35L196 36V35H193V37L192 38H195L196 40H197V38H198V40H197V42H199L201 45H199V48H198V46H197V43L195 44H193L192 45V43H193V41L192 40H190V41H192V42H184V44H186L187 45V47H188V49H189V46H190V49H191V51H194V52H196L197 54H199L200 56L202 55V57H201V59H203L202 61H203V63H205V61H206V64L208 65V67L203 71V69H204V67H206L207 65L205 64V66L204 67H202V65H204L203 63H201L202 65L199 67V65L197 64L196 66H198L199 68L198 69H200L201 67V71L203 72L201 75L200 74H198L199 75V77H197L198 79H196L195 78V80L192 82H187V84L188 83H192V84H189V86L191 85L192 87H189L190 88V90H183V89H180L179 88V85H178V89H179V91L178 90H176V91H173L174 90V87L175 86H177V83L178 84H180L181 86H182V84L179 82V81H185L186 82V80H187V78H188V80H189V77H191V75L188 77V76H186V74L189 72V70L187 69L186 70V67H188V66H185V68H182V70L181 69H179V71L177 72V73H179L178 75H176V74H169V72L168 73H166V74H164V75H167L166 77L164 76V75H158V76H153L152 77V79H151V81H150V78L148 79V76H149V74H151V73H149V72H152V71H148V67L146 66V57H149V56H147L146 55V53L147 52H149L150 51V47L151 46H154L155 44H156V42H154L155 40H156V38H157V36H156V34L154 33V31H155V29H156V26H157V24H158V20L156 19V17L154 16H152V18L150 19ZM198 20V21H197ZM240 20H242V18L240 19ZM100 21V20H99ZM121 21V20H120ZM141 21V20H140ZM160 21V20H159ZM97 22H98V20H97ZM104 22V21H103ZM188 22V23H189ZM192 22H194V21H192ZM191 22V23H192ZM205 22V23H204ZM207 22V23H206ZM234 22H237V21H234ZM243 22V21H242ZM245 22H246V20H245ZM244 22V23H245ZM250 22V21H249ZM100 23H101V21H100ZM128 23H129V25H128ZM186 23H187V20H186ZM213 23H209V26H210V29L211 28H217V29H219L220 27H222L223 25H219L218 24V26H219V28L217 27V25H214ZM244 23H240V24H244ZM125 24V25H124ZM202 24H204V25H202ZM226 24V25H227ZM231 24V23H230ZM229 24V26L227 25V27L228 28H226V29H228L227 30V34H228V32L231 30V29H229L230 28V26H233L232 24L230 25ZM238 24V23H237ZM240 24H238L239 25V27L237 26V28H238V32L239 33H241V29H240ZM251 24V23H250ZM249 24V25H250ZM259 24V25H258ZM262 24H264V22L262 23ZM106 25H108V31H106L107 30V26ZM119 25V26H118ZM143 25V24H142ZM160 25V24H159ZM163 25H166V24H162V26ZM190 25H192V26H190ZM202 25V26H201ZM215 27H214V26ZM235 25V24H234ZM106 26V27H105ZM121 26H123V27H121ZM125 26H127L128 28V32H126V33H124V31H122V29L124 28H126ZM161 26V25H160ZM161 26V28H163ZM188 26V27H187ZM195 28H194V27ZM197 26V27H196ZM213 26V27H212ZM225 26V25H224ZM223 26V27H224ZM120 29H119V28ZM137 27H139V26H137ZM158 27V26H157ZM190 27H193L192 29L190 28ZM222 27V28H223ZM226 27V26H225ZM233 27H235V26H233ZM241 27H242V39L240 38V35L241 34H237V40H238V35H239V38L241 39L240 40V42L239 43H241L242 42V40H243V33L245 32L244 30H245V28L244 27H246V29L248 30V28H247V25H246V23H245V25L243 26V25H241ZM248 27H250V26H248ZM261 27V28H260ZM122 28V29H121ZM140 28H141V26H140ZM189 28V29H188ZM204 28V29H203ZM215 28V29H216ZM232 28V27H231ZM260 28V29H259ZM145 29V28H144ZM181 29V30H182ZM208 29H209V27H208ZM221 29V28H220ZM262 29V30H263ZM93 30L91 31V32H93ZM133 30V31H132ZM157 30V29H156ZM166 30H167V33H168V30L169 29H167L166 28ZM188 30H189V32H188ZM193 30V33H190V31H192ZM222 30V29H221ZM220 30V31H221ZM223 30H224V32L226 31L224 28H223ZM234 30V31H233ZM232 31H233V33L236 31V29L234 28ZM246 30V31H247ZM97 31V30H96ZM214 31V32H213ZM218 31V30H217ZM217 31H215L214 29L213 30H211V32H213L212 34H214L215 32H217ZM231 31V32H232ZM89 32V31H88ZM118 32H121V36L119 37V33ZM182 31H180V34L182 35V33H181ZM230 32V33H231ZM253 32H254V35H253ZM263 32V31H262ZM113 33V34H112ZM117 33H118V35H117ZM129 33V34H128ZM187 33H188V36H187ZM190 33V34H189ZM236 33V32H235ZM258 33V34H257ZM138 34H141V33H138ZM169 34V33H168ZM179 34V35H180ZM199 34V33H198ZM220 34H221V32H220ZM219 34V35H220ZM225 34V33H224ZM245 35L247 34L246 32L244 33ZM255 34H256V36H255ZM89 36H90V38H91V35H92V33H91V35H90V33L88 34ZM87 35V36H88ZM117 36L116 38H115V36ZM126 35V36H125ZM128 35V36H127ZM181 35H180V37H181ZM222 35V34H221ZM220 35V36H221ZM226 35V34H225ZM235 35V34H234ZM248 35V34H247ZM88 36V37H89ZM125 36V37H124ZM195 36V37H194ZM213 36V35H212ZM230 36V37H229ZM118 37L121 39V41L123 42V40H124V43L123 44H120L119 43V39H118ZM127 37V38H126ZM174 37V36H173ZM172 37V38H173ZM179 37V36H178ZM177 37V38H178ZM197 37V38H196ZM219 37V36H218ZM90 38H89V41H91L90 40ZM122 38H123V40H122ZM129 38V39H128ZM135 38V37H134ZM133 38V39H134ZM176 38V39H177ZM185 37H182L181 38V41L184 39ZM185 38V39H186ZM190 38V37H189ZM203 38H205V39H203ZM206 38H208V39H212V41L213 42H215V44L216 45H220L219 47H224V48H226V44L227 43H229V45H231L230 46V55H229V53L227 54V57L226 56H222V54H220V57H212L211 55L213 54V55H216L215 53H217V55H219L218 54V51L221 49V50H223V51H221V52H225L226 53V50H227V48H229L228 46H227V48H226V50H224V48H219V50L217 49V50H213V52L214 53H211L210 51H212V50H209V48H208V46L210 47V45H209V43L211 42L210 40H209V43H208V41H206V42H204V40H206ZM216 38V37H215ZM253 38H251V39H253ZM88 39V38H87ZM128 39V40H127ZM184 39V40H185ZM219 39H221L220 37H219ZM127 40V41H126ZM131 40H132V38H131ZM175 40V39H174ZM183 40V41H184ZM196 40H195V42H196ZM246 40H248V36H247V38H246ZM88 41V40H87ZM133 41H136V39L135 40H133ZM180 41V40H179ZM183 41H182V43H181V45L183 44ZM220 41V40H219ZM250 41H252V42H254V40H250ZM255 41V42H256ZM178 42V39L173 43V45L176 43V45L179 43H177ZM213 42H211L210 44L212 45V43ZM247 42H249V41H247ZM247 42H246V44H247ZM92 43V42H91ZM188 43V44H187ZM204 43H208L207 44V46H202ZM226 43V44H225ZM236 43L238 44V45H236ZM245 43V42H244ZM244 43H242V44H244ZM127 44H130V43H127ZM133 44H134V42H133ZM190 44V45H189ZM215 44H213L212 46H213V48L215 49V47H217ZM222 44H224V45H222ZM249 44H250V42H249ZM251 44H253V43H251ZM261 44V45H262ZM172 45V46H173ZM180 45V44H179ZM180 45V46H181ZM197 46L196 48H197V50L195 51V49H194V47L195 46ZM205 45V44H204ZM235 45V46H234ZM248 45V44H247ZM247 45H245V46H247ZM150 46V47H149ZM193 46V47H192ZM200 46L202 47V48H205V49H207V50H209V53L211 54V55H209V54H207V56L206 57H203V56H205L206 54H205V52H203L202 53V51H207V50H203L202 48L200 49ZM212 46L210 47L211 49H212ZM215 46V47H214ZM234 46V47H233ZM244 46V45H243ZM263 46V45H262ZM91 47V48H92ZM167 47V46H166ZM166 47H164V48H166ZM170 47V46H169ZM182 48L184 47V46H181ZM186 47V46H185ZM184 47V48H185ZM248 47H250L249 45H248ZM254 48L256 47L255 45L253 46ZM253 47H252V49H253ZM264 47V46H263ZM121 48H123V49H121ZM124 48L125 49H127V52H126V54H121L122 52H121V50H124ZM137 48V49H136ZM174 48H175V45H174ZM182 48H180V49H182ZM236 48V49H235ZM239 48V49H238ZM244 48H246V47H243V49ZM251 48V47H250ZM89 49H90V47H89ZM96 51H95V50ZM143 50V52L140 54V55H137L136 53H135V51L136 50ZM168 49V48H167ZM173 49V48H172ZM177 49L178 48H176V52H177ZM180 49H178V52H179V50ZM185 49H187V48H185ZM193 49V50H192ZM232 49V50H231ZM242 49V48H241ZM257 49V48H256ZM135 50V51H134ZM148 50V51H147ZM200 50V51H199ZM202 50V51H201ZM228 50V51H229ZM234 50H236V51H234ZM238 50H240V51H238ZM245 50V49H244ZM248 50H250V49H248ZM262 51V52H258V51ZM258 49V51L256 50V52L254 51V49H253V51H250V52H255V53H257L256 55L258 56H260V57H263V56H261L262 54H263V50L262 49ZM168 51V52H167ZM171 51V50H170ZM173 51V50H172ZM180 51H182L183 52V50H180ZM187 51H189V53H190V50H187ZM186 50L183 52V53H185V57L187 56V54H188V52H187ZM233 51V52H232ZM88 52H86L87 54H88ZM153 52V51H152ZM160 52V51H159ZM163 52V51H162ZM165 52H167L166 54L168 55V53H169V50H166L165 49ZM201 52V53H200ZM220 52V51H219ZM220 52V53H221ZM237 54V52L238 53H240V55L238 54V55H236L235 53ZM125 53V52H124ZM138 53V52H137ZM143 53L145 54V55H143ZM187 53V54H186ZM195 53V55H197ZM253 53H251L252 54V56H254L255 57V55H253ZM254 53V54H255ZM262 53V54H261ZM92 54V55H91ZM170 54V53H169ZM181 53L179 52V54L177 53V55H179V56H181L180 55ZM205 54V55H204ZM243 54H245V53H243ZM250 54V55H251ZM174 54L172 53V56H173ZM176 55V56H177ZM191 55V54H190ZM199 55H197V57L199 56ZM209 55V56H208ZM229 55V56H228ZM246 55V54H245ZM175 56V58H177ZM194 56V55H193ZM243 56V55H242ZM247 56V55H246ZM257 56L255 57V60L256 59H258L257 58ZM258 56V57H259ZM85 57H87V55L85 56ZM89 57H87V58H89ZM118 57H125L126 59H124L123 58V60H124V62H122V63H119L118 61L121 59H118ZM170 57H171V55H170ZM182 57L184 58V59H188V57L187 58H185L184 56H183V54H182ZM181 57V58H182ZM196 56L194 57L195 58V61H193L194 60V58H192L191 56H190V59L188 60V61H191V62H188L187 60V62L186 61H184L183 62V64H185L186 63V65H188V64H190L189 66H192L191 68H189L190 70H193L194 68H193V66L195 65V63H197V61H198V58H197ZM228 58V60L226 59V58ZM251 57V56H250ZM250 57H248L247 56V58H250ZM253 57V58H254ZM180 57L178 58V59H181ZM182 58V59H183ZM196 58H197V61H196ZM200 58V57H199ZM222 58H224L223 60H222ZM232 58V59H233ZM245 58V57H244ZM118 59V60H117ZM177 59V60H178ZM205 59V60H204ZM231 59V60H232ZM261 59V58H260ZM87 60H89V59H87ZM86 60V61H87ZM89 60V61H90ZM122 60V59H121ZM122 60V61H123ZM171 60H173V58L171 59ZM227 60V61H226ZM241 60V61H242ZM247 60V59H246ZM250 60H252V59H250ZM254 60V59H253ZM264 59L262 58V61H263ZM161 61H162V57H155V59L153 60V67H157V68H159L160 66H161ZM173 61H175V60H173ZM202 61H200V62H202ZM147 62H149V60L147 61ZM172 61H170V63H171ZM177 62V61H176ZM180 62H181V60H180ZM230 62V61H229ZM229 62H227V64H229ZM237 62V61H236ZM240 62V61H239ZM245 62V61H244ZM248 62H250V61H248ZM253 62V61H252ZM86 63V62H85ZM116 63H119V64H122V70H121V75L120 76H118V68H117V66H116ZM170 63H168L167 65H172V63L170 64ZM231 63V62H230ZM232 63H234L233 61H232ZM231 63V66H229V67H226V68H230V70L231 69H234V67H235V73L236 72H238L240 75L243 73V71H245V69L243 70H241V68H244V67H247V65H246V63H244V67H242L241 66V64H242V62L236 67V65H234V64H232ZM254 63V62H253ZM118 64V65H119ZM166 64V63H165ZM164 64V69L167 67L166 65ZM176 64V63H175ZM180 64V63H179ZM182 64V65H183ZM209 64H210V67H209ZM223 66H222V65ZM82 65V64H81ZM85 65V64H84ZM83 66V65H82ZM195 66V67H196ZM220 66H222V67H220ZM227 66V65H226ZM233 66V67H232ZM119 67V66H118ZM153 67H150V68H152L153 69ZM178 67H181L180 65L178 66ZM177 67V68H178ZM232 67V68H231ZM240 67V68H239ZM251 67V63L249 64L248 63V67L247 68H249V71L250 70H253V69H251L250 68ZM84 68V67H83ZM169 69V68H168ZM172 69V68H171ZM183 69H185V70H183ZM197 69V70H198ZM238 69H240V70H238ZM81 70V71H82ZM84 70H86V71H84ZM178 70V69H177ZM208 70V71H207ZM226 70V71H225ZM238 70V71H237ZM81 71H80V73H81ZM158 71V70H157ZM168 71V70H167ZM166 71V72H167ZM186 71H188V72H186ZM193 71H196V69H194ZM193 71H190L189 72V74H194V72ZM232 71V70H231ZM239 71H242V73H240ZM248 71V70H247ZM86 72L88 73V74H86ZM98 72V73H97ZM153 72H156V71H153ZM152 72V73H153ZM158 72H160V71H158ZM157 72V73H158ZM165 72V71H164ZM175 72V71H174ZM192 72V73H191ZM198 72V71H197ZM255 72V71H254ZM99 74V75H97V74ZM161 73H163V72H161ZM234 73V72H233ZM237 73V74H238ZM246 73L248 74V72H245V74L244 75H246ZM197 74H195L196 76H198ZM239 74H238V76H239ZM227 75V76H226ZM96 76V77H95ZM98 76V77H97ZM233 76V75H232ZM242 76V75H241ZM194 77V76H193ZM246 77V76H245ZM86 78H84V80H86ZM171 78H173L174 80H173V82H172V84L173 83H176V85L175 86H171L170 84V82H168V83H170L169 85L171 86V89H169V90H171V91H169V94H172V98H171V100H169V105L167 106L168 107V110L165 108V109H163V110H161L160 108V110H161V112H159V113H156V111H155V115L157 114V117L155 116V115H153V113H151L150 111H154V110H152V108L154 109V108H156V106L154 105V103H157L158 105H160L162 102H163V99H160V101H158V100H156V101H154L153 102V105H151V109L150 108H148V106H147V108H148V113H151V115H152V117L154 116L155 118L153 119V118H150L149 116H148V118L149 119H151V120H149L146 116H147V111H146V89L148 90V88H149V85H150V83H151V91H153V93L155 94V97H156V99L158 98V97H161V95H163V94H161L160 95V92L162 91L161 89H162V86H163V81H164V79H171ZM200 78V79H199ZM232 79L234 78V77H231ZM247 78V77H246ZM237 79V78H236ZM239 79V78H238ZM243 79V78H242ZM258 79V78H257ZM256 79V80H257ZM264 79V78H263ZM80 80H83V79H80ZM245 80V79H244ZM260 80V79H259ZM261 80H262V78H261ZM87 81V83L89 84V82L88 81H90V80H86ZM224 81H227V83H224ZM241 81V80H240ZM182 82V83H183ZM230 82V83H229ZM84 83H86V82H84ZM233 83V82H232ZM261 83V82H260ZM244 84H247V83H244ZM262 84V83H261ZM93 85V84H92ZM89 87H90V85H88ZM87 86V87H88ZM188 86V85H187ZM243 86V85H242ZM92 87V86H91ZM97 87V86H96ZM95 86H94V88H96ZM168 87V86H167ZM83 88V87H82ZM81 88V89H82ZM177 88V87H176ZM188 88V87H187ZM226 88V89H225ZM228 88H229V86H228ZM86 89V88H85ZM101 89H99V90H101ZM117 89H123V90H121V92H119L120 93V95H121V93H122V91H123V96H121V99L122 100H119V98L120 97H118V95H117ZM126 89V90H125ZM230 89V88H229ZM90 90V89H89ZM94 91H95V89H93ZM96 90H98L97 88H96ZM98 90V91H99ZM101 90V91H102ZM165 90V89H164ZM249 90V89H248ZM255 90H256V88H255ZM254 90V91H255ZM84 91L85 90H83L82 92L84 93ZM168 91H167V93H168ZM231 91V90H230ZM86 92V91H85ZM166 92V91H165ZM250 92V91H249ZM88 93V92H87ZM93 93V92H92ZM95 93H96V91H95ZM118 93V94H119ZM230 93V92H229ZM245 93V92H244ZM79 94V93H78ZM97 94V93H96ZM243 94V93H242ZM85 95H86V93H85ZM99 95V94H98ZM111 94H110V96H112ZM165 95V94H164ZM164 95H163V97H164ZM249 95V94H248ZM242 96V95H241ZM246 96V95H245ZM244 96V97H245ZM113 97V98H114ZM162 97V98H163ZM238 97V96H237ZM83 98H85V96L83 97ZM83 98L81 97V99L83 100ZM90 98V99H91ZM169 98V97H168ZM259 98V97H258ZM228 99V98H227ZM226 99V100H227ZM236 99V98H235ZM239 99V98H238ZM85 100V99H84ZM111 100V101H110ZM230 100V99H229ZM242 100H244V99H242ZM81 101V100H80ZM236 102H237V100H235ZM255 101V100H254ZM108 102L110 103V105H112L113 103L114 104H116V107L118 106L119 108H118V110L115 112V113H110V112H112L111 110H109V113H110V116L108 115V116H105L106 115V113H108V112H106V109L104 108V106L103 107H100L101 105H105V104H108ZM113 102V103H112ZM112 103V104H111ZM81 103L79 102V105H80ZM238 105V104H237ZM108 106V105H107ZM106 106V107H107ZM114 106V105H113ZM170 106V107H169ZM110 107V106H109ZM109 107H108V109H109ZM112 107V106H111ZM110 107V108H111ZM170 108V109H169ZM236 108H237V106H236ZM103 109V110H102ZM107 109V110H108ZM112 110H115V108H111ZM117 109V108H116ZM150 109V110H149ZM159 109H157V112L158 111H160ZM171 110H172V112H171ZM78 111V110H77ZM234 111V110H233ZM232 110H231V112H233ZM163 112V113H162ZM165 112V113H164ZM171 113V114H167V113ZM222 112H223V114H222ZM161 113V114H160ZM229 113V112H228ZM227 113V114H228ZM163 114H167V116L166 117H164V115ZM222 114V115H221ZM231 115H232V113H230ZM235 114V113H234ZM160 115V116H159ZM163 116V117H162ZM171 116V117H170ZM221 116H224L222 119H221ZM228 116V115H227ZM90 119H89V118ZM169 117V118H168ZM254 117V113L253 112H249L248 114L247 113H245L244 114V116H243V118H242V121H241V125H242V128L240 129V131H241V133L242 132H245V125H246V123H248V121H250L252 118ZM157 118V119H156ZM162 118V119H161ZM165 118V119H164ZM226 118H228V117H226ZM229 118H230V116H229ZM232 118V117H231ZM79 119V118H78ZM81 119V118H80ZM153 119V120H152ZM164 119V120H163ZM233 119H234V117H233ZM98 120H100V122L98 121ZM103 120H105V122H106V120L107 121H109L108 122V124H103L104 123V121ZM160 120H162L161 121V123H160ZM166 120H167V122H166ZM168 120H169V122H168ZM264 121V117H263V119H260V121ZM83 121V120H82ZM101 121H103V122H101ZM132 121H134L133 123L134 124H136L137 125V127H138V125L140 124L141 125V127H145V128H142V130H137V129H139L140 128V125H139V127L138 128H135V126H133L134 124L132 123ZM154 121V122H153ZM157 121V122H156ZM159 121V122H158ZM163 121H164V125H165V123H167V126H162L163 125ZM185 121H188L187 122V124H189V125H191L190 127H191V129H188V130H186V129H184V131H186L187 133L185 134V135H183V136H185V137H183L182 138V135L180 134V128H181V125L180 124H184L185 125ZM262 121V122H263ZM78 122V121H77ZM76 122V123H77ZM95 122H97V123H95ZM98 122H99V124H98ZM131 122V123H130ZM147 122L149 123V124H147ZM221 122V123H220ZM79 123H80V121H79ZM101 123V124H100ZM153 123V124H152ZM155 123H156V126H153V125H155ZM159 125H158V124ZM264 123V122H263ZM262 123V124H263ZM82 124V123H81ZM93 124V123H92ZM98 124V125H97ZM132 126H131V125ZM160 124H161V126H160ZM87 125V124H86ZM99 125H101L100 127H99ZM146 125H147V127L148 128H146ZM169 125H171V126H169ZM183 125V128H185V126ZM220 125V126H219ZM222 125H223V128H222ZM225 125V126H224ZM77 126H79V124L77 125ZM77 126H76V128H77ZM90 126V125H89ZM153 127V129L155 130V128L154 127H156L157 128V132L159 133V131L161 130V128H162V130H164V131H166L167 132V134L168 135H171V136H169V137H167L168 135L167 134H165L164 132H162V136H163V133L165 134V137L166 138H168L169 139V141H168V139H166L164 136L162 137L161 136V133L159 134V136H161L162 138L161 139H163V140H161L160 138L158 139V137H157V141L158 142H160V144L159 143H157V141H156V139L155 140H152V139H150V134H153V132H154V130L151 128V127ZM232 126V125H231ZM235 126V124L233 125V127ZM93 127V128H94ZM160 127V128H159ZM163 127H166L165 129L163 128ZM189 126H188V128H190ZM233 127L231 128V129H233ZM262 127H264V126H262ZM78 128H80V127H78ZM90 128H91V126H90ZM93 128H92V130H93ZM149 128H151L150 130V133H149ZM183 128H181V129H183ZM89 129V128H88ZM168 131H167V130ZM170 129V130H169ZM227 130L226 131V134L224 135L223 134V131L224 130ZM230 129V130H231ZM261 129V128H260ZM90 130L91 129H89L88 131L90 132ZM91 130V131H92ZM229 130V131H230ZM263 130V132H260V134L262 133V135H263V133H264V129H262ZM87 131V132H88ZM231 131H234V130H231ZM230 131V135L232 134L233 135V133H235V131L234 132H231ZM86 132V134L87 135H90V134H88ZM80 133V132H79ZM85 133V132H84ZM146 133H149V134H147L146 135ZM193 133H195L194 134V136H193ZM76 134V133H75ZM82 134V133H81ZM197 134V135H198ZM220 134V135H219ZM221 134H223L222 136H221ZM74 135V134H73ZM181 135V136H180ZM198 135V136H199ZM217 135H219L220 137L218 138L217 137ZM229 135V136H230ZM261 135V136H262ZM79 136V135H78ZM86 136V135H85ZM84 136V137H85ZM149 136V137H148ZM200 136L198 137V140L199 139H201L200 138ZM228 136V137H229ZM260 136V137H261ZM80 137V136H79ZM82 138H83V136H81ZM80 137V138H81ZM147 137V138H146ZM154 137V136H153ZM155 137H156V135H155ZM194 137V138H193ZM259 137V138H260ZM264 136H262V141L260 140V139H258V142L259 141H261L262 143H260V145L258 144V147H257V153H256V155L254 156L255 158H254V164H255V175H257V176H261V179H259V182L257 183L258 184V186H259V184H260V186H261V190H262V188H263V190H264V138H263ZM151 138H152V135H151ZM221 138V139H220ZM235 137L233 136V138L232 137H229V139L228 140H226L227 142H225V145L224 146H227V145H229V144H231V146L230 147H236V146H238V140H236V139H234ZM244 138V137H243ZM76 139H77V135H76ZM83 139H86V137L85 138H83ZM82 139V140H83ZM88 139V138H87ZM90 139H88L89 141H90ZM147 139V140H146ZM151 140V141H149V143H148V146L146 147V141H148V140ZM166 140V142H165V145H166V143H168L166 146H168L167 148H174V149H167V148H164L165 147V145H164V141ZM79 140V139H78ZM90 141V142H92V144L94 145V142L93 141ZM121 140V141H120ZM187 140H188V138H187ZM85 141V140H84ZM120 142L121 144H118L117 142ZM152 141H154V142H156V144L158 145V147H161V148H164V149H162V151L164 152L166 149H167V152L169 153V155H168V153L165 151V153H163L162 151H161V149H158V147L155 149V154L153 155L154 157H152L151 155H149L148 156V151H149V154H150V152L151 151H153V149L152 148H154V146H152V145H154V143L152 142ZM220 145H217V144H215L216 142ZM229 141H234V142H229ZM76 142V141H75ZM78 142V141H77ZM81 142V141H80ZM79 142V144H82V142L80 143ZM123 142V143H122ZM182 142V141H181ZM204 142V144H202ZM215 142V143H214ZM236 142V143H235ZM71 143V142H70ZM87 143V142H86ZM98 143V144H97ZM150 143H152L151 145H150ZM186 143V142H185ZM227 143V144H226ZM233 143H235V144H233ZM106 144V146H104ZM123 144H125V146H123ZM162 144H163V146H162ZM181 144V143H180ZM206 144V145H205ZM217 145L215 148H214V150L212 149L213 148V145ZM83 145V144H82ZM82 145H81V147H82ZM176 145H178V144H176ZM186 145H187V143H186ZM190 145V144H189ZM200 145H202V147H203V149H202V147L200 146ZM234 145V146H233ZM78 146V145H77ZM80 146V145H79ZM150 146V147H149ZM194 146H198L197 148L196 147H194ZM210 146V147H209ZM106 147V148H105ZM152 147V148H151ZM201 147V148H200ZM212 147V148H211ZM77 148V147H76ZM150 148H151V150H150ZM191 148V149H192ZM225 148V147H224ZM227 148V147H226ZM232 148H231V150H232ZM237 149L239 148V146L238 147H236ZM80 149V148H79ZM79 149H78V151H79ZM177 150V152H174V151H176ZM191 149H189L188 148V150H189V152L191 151ZM212 150V152H210L211 150ZM217 149V150H216ZM74 150V149H73ZM157 150V151H156ZM169 150V151H168ZM174 150V151H173ZM194 150V151H195ZM220 150V149H219ZM231 150H229L230 152V154H231ZM77 151V150H76ZM80 151H82V150H80ZM95 151V152H94ZM171 151H173V152H171ZM216 151V153L214 154V152ZM159 152H160V154H159ZM162 152V153H161ZM188 152V153H189ZM192 152H193V149H192ZM190 152V154H192L193 155V153H195V152ZM79 153V152H78ZM99 153H101V154H99ZM156 153L158 154V155H156ZM167 153V154H166ZM162 154V155H161ZM174 154V155H173ZM204 154H205V156H204ZM234 154H235V152H234ZM101 155V156H100ZM146 156V159L147 158H149V162H152V166H151V168L152 169H154L153 171L154 172H158V173H160V175L159 174H157V176L159 175V177L160 178H158L159 179V181L160 182H166L167 184L166 185H168L167 187H169V191H167V187H165V184L164 185H162V184H159V181H156L155 180V177L157 178V176L156 175H154L155 173H153V172H151V171H147L148 170V168H146L147 170V172H148V174H151L152 176H148V174L146 175V172L144 171V166H143V168H141V170L138 168V164L140 163V161H142L140 158H141V156ZM161 155V156H160ZM166 155V156H165ZM207 155V156H206ZM209 155H212V156H209ZM232 155H233V153H232ZM92 156H95V154H92ZM91 156V157H92ZM138 156H140V158L137 160V162H139V163H137V162H135L134 160H136L137 158L136 157H138ZM165 157V159H162V157ZM201 156H204V157H201ZM249 156V155H248ZM252 156V155H251ZM133 157V158H132ZM156 157H157V159H156ZM159 157H161V158H159ZM163 157V158H164ZM197 157V158H196ZM209 157V158H208ZM212 157H215L214 159L212 158ZM218 157V158H217ZM136 158V159H135ZM153 158H155L154 160H153ZM177 159H176V163L177 162H181L182 160H179V158L178 157H176ZM234 158H235V156H234ZM251 158V157H250ZM92 159H94V158H92ZM108 159V160H107ZM142 159H143V157H142ZM146 159H145V161L143 160V162H146ZM166 159H168V160H166ZM207 159V160H206ZM222 159V158H221ZM232 159V158H231ZM253 159V158H252ZM95 160V161H96ZM107 160V161H106ZM148 160V159H147ZM156 160V161H155ZM159 160L160 161H162V162H160L159 164H161V168H162V170H164V172L163 173H161V172H159V171H161L160 170V168H157L156 166H157V164H155V163H158L159 162ZM165 160H166V162H165ZM175 160V159H174ZM178 160V161H177ZM153 161H154V163H153ZM184 161V162H185ZM188 161V162H189ZM219 161H220V159H219ZM224 161H225V159H224ZM233 161H234V159H233ZM232 160L231 161H228L227 160V162H231V164L233 165V162ZM252 161V160H251ZM163 162L165 163L164 165H163ZM183 161H182V164L184 163ZM192 162V161H191ZM213 165V167H211L210 166V163ZM226 162V161H225ZM247 162H250V161H247ZM101 163V162H100ZM103 163V165L105 166V164H104V162H102ZM166 163H167V165H166ZM176 163L175 164H173V165H175V169H176ZM193 163V162H192ZM112 164H109L108 163V165H109V168L108 169H110V168H112L111 167V165ZM142 164V163H141ZM154 164V165H153ZM180 164V163H179ZM186 164H189V163H185L184 164V166H182V165H179V171H182V170H184V168H186L187 169V167H188V165H186ZM195 164V162L193 163V166H195L194 165ZM205 164V163H204ZM106 165H107V163H106ZM108 165H107V167H108ZM169 165V166H168ZM177 165H178V163H177ZM185 165L187 166V167H185ZM191 165V164H190ZM206 165V164H205ZM235 168H236V170L238 171V170H241L240 172H238V174L239 173H241L242 175H239L240 176V179H242V176H243V174L245 173V168L244 169H239L240 168V160H237L236 162H235ZM248 165H249V163H248ZM252 165V164H251ZM137 166V167H136ZM140 166V165H139ZM153 166H155L157 169H158V171L155 169V167L153 168ZM166 166V167H165ZM180 166H182V167H184L183 169H181V167ZM225 166V168H223ZM137 168V171H138V173H137V171H136V168ZM190 167V166H189ZM192 167V166H191ZM220 167V168H219ZM231 167V166H230ZM116 168V169H115ZM114 168V170H117V167H115ZM129 169L128 170V172H127V169ZM217 168H219V169H217ZM250 168V167H249ZM134 169V170H133ZM143 169V170H142ZM181 169V170H180ZM190 169H193V168H190ZM197 168H196V166H195V170H196ZM201 169H202V171H201ZM221 169V170H220ZM111 170V169H110ZM125 170V171H124ZM131 170H133V171H131ZM165 170L168 172H165ZM172 170H173V168H172ZM219 170V171H218ZM251 170V169H250ZM122 172V178L120 177V173ZM129 171H130V173H129ZM136 171V172H135ZM142 171V172H141ZM178 170H177V172H179ZM190 171V170H189ZM115 172V171H114ZM113 172V173H114ZM135 172V173H134ZM143 172H145V173H143ZM151 172V173H150ZM184 172V171H183ZM191 172V171H190ZM190 172H188V169H187V172L185 173L186 175H187V173H188V175L190 174ZM206 172V173H205ZM211 172H213V174H214V172H215V174H214V176L215 177H212L211 175H213V174H211ZM217 172H218V174H217ZM219 172H221V173H219ZM227 172V171H226ZM224 172V174L226 175H224V174H222V176H225V178H227V182H224L223 180L225 179V178H223V180H222V191H225V190H227L228 191V188L229 189H231L232 188V186L230 185V183H229V186L231 187H228V185H227V183L228 182H232L231 181V178H230V181H229V177L231 176V174L234 172V170H233V172L232 173H230V175H229V173L227 172ZM230 172V171H229ZM127 173V174H126ZM129 173V174H128ZM136 176V177H141V176H147V177H150V179H148V181H147V183L146 184H144V181H146V179L147 178H145L144 177V181H143V178L141 177V179H142V182H139V181H137L138 179L136 178V179H132V175L133 174ZM139 173H140V175H139ZM145 174V175H143V174ZM166 173V174H165ZM175 173V172H174ZM252 173V172H251ZM124 174L126 175V176H124ZM162 174V175H161ZM164 174V175H163ZM172 174V173H171ZM185 174H183V176H182V172H180L178 175H181L180 177H177V179L178 178H180L179 180L181 181L183 178H185L184 176H185ZM191 174H192V172H191ZM196 174V175H195ZM134 175H133V178H134ZM139 175V176H138ZM217 175H219V176H217ZM228 175H229V177H228ZM247 175H249V174H247ZM130 176H131V179H130ZM154 176V177H153ZM164 176V177H165ZM175 176V175H174ZM191 176V175H190ZM195 176V177H194ZM198 177L200 180H201V177ZM221 176V177H222ZM153 179H152V178ZM167 177V176H166ZM169 177H171V176H169ZM189 177V176H188ZM192 177V176H191ZM190 177V178H191ZM161 178H163L162 180H160ZM128 179V180H127ZM130 179V180H129ZM141 179H140V181H141ZM175 179H176V177H175ZM186 179H187V177H186ZM185 179V180H186ZM189 179V178H188ZM198 179V180H199ZM210 179L209 180H205V182H202V180H204V178L201 180V187H203V185L202 184H207L206 182L208 181L209 182V185L211 184V182H210ZM152 180V181H151ZM165 180V181H164ZM172 180H174V178L172 179ZM185 180H183V181H181V182H183V183H186L185 182ZM191 179H189V181H190ZM198 180L196 181V182H194V183H192V181L189 183L188 182V180H187V182L190 184V186L192 185V193L193 194H195V189H196V184L195 183H198ZM200 180H199V183H200ZM133 181V182H134ZM151 181V182H150ZM180 181H178V182H180ZM217 181V182H216ZM157 182V183H156ZM172 182V181H171ZM176 183H174V184H176V186L179 184L177 181H175ZM213 182V181H212ZM125 183V182H124ZM128 183H126L127 185H128ZM199 183L197 184V185H199ZM220 183V184H219ZM130 184V183H129ZM132 184V183H131ZM130 184V185H131ZM140 184L141 185H143L144 184V188L143 187H141L140 186ZM150 184V185H149ZM153 184V185H154ZM195 184V185H194ZM224 184V185H223ZM226 184V185H225ZM139 185V186H138ZM172 185V184H171ZM181 185V184H180ZM179 185V187H180V191H181V194L183 195L184 193H182V192H185L188 188H191V187H189L188 186V188L186 189L185 187H184V185L186 186L187 184H183V185H181L180 186ZM212 185V184H211ZM210 185V186H211ZM138 186V187H137ZM146 186H149V188L148 187H146ZM161 186V187H160ZM175 185H172V187H174ZM183 186V187H182ZM205 186V188H207L208 187V185L206 186V185H204ZM214 186V187H215ZM263 186V187H262ZM132 187V186H131ZM134 187V188H135ZM178 186H177V188H179ZM181 187L183 188V190L181 189ZM200 187V186H199ZM211 187H213V186H211ZM210 187V188H211ZM213 187V190L214 191H212L211 193L213 194V192L215 193L214 195V197H216V195H217V198H219L220 196V194L218 193L219 191H217L216 190V192H217V194H216V192H215V189L216 188H214ZM228 187V188H227ZM135 188V189H136ZM162 188V189H161ZM164 188H167V189H164ZM171 188V189H170ZM194 188V189H193ZM209 188V189H210ZM186 189V190H185ZM204 189V188H203ZM208 188L206 189L207 191L209 190ZM259 189V188H258ZM137 190V189H136ZM197 190V189H196ZM198 190H201V188H198ZM231 190H233V189H231ZM139 191V192H140ZM146 191H147V193H146ZM159 191V190H158ZM190 191V190H189ZM189 191H186V198L187 199H189V201H187L186 200V198L184 197L183 199H185V200H182L181 198H179L178 196H179V193H178V195H177V193H176V195H177V198L175 197V200H177L178 198L180 199H178V204H177V202H173V199H174V196H173V194L172 195H170V196H173V198L171 199L170 198V200H168L169 202L172 200V202L173 203H176L178 206H180L181 204H182V207L184 206L185 207V205L187 204L186 202H189V203H191L192 201L194 202V205H196L197 204V200H198V204L200 205L199 207H198V204H197V206L196 207H198L199 208V210H197L198 212L200 211V212H202V214L199 212H197V211H195L196 209L194 208V211H193V213L195 212L197 215H193L192 214V212H191V210L193 209V202L191 203L192 204V209H191V207L189 208V209H191L190 211H188V213H187V210L188 209H186V207L183 209L181 206V209H183V210H185L186 209V217H187V219H188V225H192V224H194V222H195V224L197 223V227H196V225H195V227H194V229L195 228H199V231H200V228L201 227H198V223L200 222V220L202 221V219H204L203 220V222H201L200 224H199V226H202V225H205V224H208V222L207 221H209L208 219H210V217H211V214L214 212V209H217V207H218V205L219 204H221L222 203V201L221 200H224L223 198H225V195L224 194H222V191H220V193L224 196L223 198L221 197V199L219 198V200L220 201H218V200H216L217 201V203H215L216 201H215V198H214V204L213 203H211L210 201L209 202H206L207 200H208V198L206 199V200H204V198L202 199V200H200V197L198 198V197H192V195H191V199L190 198H188L189 196ZM193 191H195V192H193ZM205 191V190H204ZM227 191H225V192H227ZM230 191V190H229ZM140 192V193H141ZM175 192V191H174ZM187 192H188V195H187ZM198 192V191H197ZM200 193L202 192L203 193V190L202 191H199ZM198 192V193H199ZM225 192H223V193H225ZM232 192V191H231ZM230 192V193H231ZM258 192L260 193V191L258 190ZM262 192L263 191H261V196L262 195H264V193L262 194ZM154 193L155 194H157V192H155V190H154V192H153V195H154ZM160 193V192H159ZM197 193V194H198ZM201 193V194H202ZM205 193H207L206 191H205ZM208 193H210V191L208 192ZM207 193V194H208ZM211 193H210V195H211ZM228 194V196H229V192H227ZM234 193V192H233ZM257 193V192H256ZM180 194V196H182ZM184 194V195H185ZM207 194H205L204 195V193L202 194V195H204V196H207ZM219 194V195H218ZM143 195V196H144ZM160 195V196H161ZM175 195V194H174ZM175 195V196H176ZM198 195H200V194H198ZM209 195V194H208ZM227 195H226V199H227ZM231 196H234V195H232V194H230ZM259 195V194H258ZM150 196V195H149ZM155 196V195H154ZM194 196V195H193ZM201 196V195H200ZM211 196H213V195H211ZM260 196V195H259ZM260 196V197H261ZM148 197V196H147ZM151 197H153V196H151ZM230 197V196H229ZM229 197H228V200H232V199H229ZM146 198V197H145ZM193 198H195V199H197V200H194ZM210 198V197H209ZM213 197H211V199H212ZM233 198V197H232ZM154 199V198H153ZM156 199H158V198H156ZM164 199V198H163ZM167 199H169V197H167ZM166 199V200H167ZM193 199V200H192ZM162 200V199H161ZM174 200V201H175ZM182 200V201H181ZM192 200V201H191ZM210 200V199H209ZM263 200V199H262ZM181 201V202H180ZM186 201V202H185ZM202 201V202H201ZM243 201V200H242ZM246 201V200H245ZM195 202H196V204H195ZM221 202V203H220ZM224 202H225V200H224ZM223 202V203H224ZM180 203V204H179ZM183 203H184V205H183ZM186 203V204H185ZM208 203V204H207ZM190 204V205H191ZM203 204V205H202ZM210 204V205H209ZM215 204H218V205H216V208L214 207V208H212L213 210L212 211H207L206 212V210L204 209V211H203V208H207L208 210H211V209H209V208H211L212 207V205L213 206H215ZM257 204V203H256ZM262 204V203H261ZM188 205V204H187ZM258 205H260L259 204V202H258ZM262 205H264V204H262ZM261 205V207H259L258 208V206L257 205H255V207L257 206V208H255V216L254 217H252V215H253V213H254V211H253V213H252V215L250 214V217L249 218H256V217H258L257 219H249V221H245L246 223H249V225H247V226H249V227H246V224H245V222H244V224L245 225H243V223L241 224V226H245L246 228H249V229H246L245 230V227H244V229H243V227H241V229H243V230H245V231H249L248 233L247 232H245L244 233V235H243V233L241 234V236L243 235V236H245L246 237V234H248L247 235V237L246 238H248L249 237V245L251 244V249L252 250H254L255 248H257V247H255V246H257V245H255V244H257V243H259L258 244V246H261L262 244L261 243H263L264 242V238H263V236H264V207ZM205 206V207H204ZM195 207V206H194ZM202 207V208H201ZM188 208V207H187ZM258 209H260V211L261 212H257L258 211ZM254 210V209H253ZM257 210V211H256ZM189 212H191V213H189ZM211 212V213H210ZM210 214V216H209V214ZM258 213V214H257ZM263 213V214H262ZM189 214H190V216H189ZM201 214V215H200ZM204 214H206V215H204ZM208 214V215H207ZM215 214V213H214ZM259 214H262V215H259ZM194 217H193V216ZM204 216V218H203V216ZM193 218H192V217ZM197 218H196V217ZM208 216V217H207ZM261 218H260V217ZM189 217H191V218H189ZM200 217V218H199ZM212 218H213V216H212ZM190 219V220H189ZM192 219V220H191ZM194 219H196V220H194ZM206 219V220H205ZM193 220H194V222H193ZM251 220V221H250ZM253 220V221H252ZM193 222V223H191V222ZM212 221V219H210V221H209V223ZM1 222H3V226H5L4 224H5V222L3 221V220H1ZM213 222V221H212ZM233 224H234V222H233ZM232 224V225H233ZM221 225V224H220ZM207 227H208V225H206ZM206 226H203L202 228L203 229H205V228H207ZM0 227H2V224H0ZM157 227V226H156ZM205 227V228H204ZM231 227V226H230ZM201 228V229H202ZM211 228V227H210ZM210 228H209V230H210ZM9 229V227L8 226H5L3 229H1L0 228V233L2 232L3 233V231L5 230H8ZM152 229V228H151ZM156 229V228H155ZM160 229V228H159ZM162 229V228H161ZM193 229V228H192ZM191 229V230H192ZM163 230V229H162ZM243 230L241 231V232H243ZM152 232L153 231H156V230H154V229H152L151 230ZM151 231L148 233V234H150L151 233ZM160 231V230H159ZM197 231V229L194 231V232H196ZM204 231H206V230H204ZM204 231H202V232H204ZM146 232V231H145ZM158 232V231H157ZM162 232V231H161ZM6 234L8 233L7 231L5 232ZM4 233V234H5ZM160 233V232H159ZM205 233V232H204ZM230 233V232H229ZM6 234H5V238H6ZM9 234H10V232H9ZM195 234H198V232L197 233H195ZM199 234H202V233H199ZM209 234V233H208ZM228 234V233H227ZM146 235H147V232H146ZM150 235H151V238H149L150 237ZM149 235V239H147V236H145V235H143L144 237H146L145 239L146 240H149L148 242L150 243V246H148L149 245V243L148 244H146V240H144V238L141 240V238L142 237H139L140 238V240L142 241V242H139L140 240H138L139 238H137V240H136V245H135V251H136V253H135V251H134V255H133V261L135 260V261H137L136 262V264H146V262L149 260V262H148V264H163V263H161L160 261H159V259H164V258H166V261H168V263H173V264H175V262H176V264L179 262V258H178V256H179V254L176 256V254H177V252H176V250H172L171 248H173V247H171L170 246V244H169V242H167V238L165 239L164 237H162V238H160V240H161V242L162 241H164V242H162V243H156V237L154 238L153 237V234H150ZM162 235V234H161ZM160 235V236H161ZM7 236H12L11 234L10 235H8L7 234ZM165 236V235H164ZM241 236L239 237V238H241ZM0 237H1V235H0ZM237 237H238V234H237ZM8 238H11V237H8ZM8 238H6V239H8ZM234 238H236V235H234ZM13 239V238H12ZM154 240L155 241V243L157 244H155L154 243V245H152V242H151V240ZM250 239H252L251 241H250ZM4 240V239H3ZM231 240H233V238L231 239ZM235 240H237V239H235ZM235 240H233L232 242V244L231 243H228V245L230 244L232 247H235L236 248V246H234V242H235ZM240 240V239H239ZM10 241V240H9ZM8 241V242H9ZM12 242L13 241H15V240H11ZM241 241H242V238H241ZM252 241H256V242H252ZM4 242V241H3ZM159 242V241H158ZM167 242V243H166ZM14 243V242H13ZM12 243V244H13ZM166 243V244H165ZM243 243H246V241L244 240L243 241ZM255 243V244H254ZM7 244V243H6ZM11 244V243H10ZM12 244H11V248H13L12 247ZM162 244H163V247L161 248L164 252H166L167 253V251H168V253H171V254H167V255H164V254H162V253H164V252H162L161 253V251H160V247L162 246ZM164 244H165V246L167 247H165L164 246ZM237 244H239V243H237ZM254 244V245H253ZM2 245H4V243L2 244V242H0V264H15V259L13 260V257H15L14 256V254H12L13 255V257H12V255H10L11 257H9V258H5L4 256H6V253L7 252H5V250L6 249H4L3 247H2ZM147 245V246H146ZM156 245V246H155ZM159 245V246H158ZM229 245V246H230ZM245 244H243L242 246H244ZM247 245V244H246ZM5 246V245H4ZM134 246V245H133ZM169 246V247H168ZM229 246H228V248H229ZM263 246V245H262ZM8 247V246H7ZM17 247V246H16ZM16 247H14V248H16ZM132 247V246H131ZM166 249H165V248ZM171 247V248H170ZM6 248V247H5ZM133 248V247H132ZM239 248V247H238ZM20 249V248H19ZM168 249V250H167ZM197 249V248H196ZM231 249V248H230ZM259 248H257V249H255V250H258ZM8 250V249H7ZM15 251H17V248L16 249H14ZM204 250V249H203ZM217 250V249H216ZM218 250H220V249H218ZM238 250H240V249H238ZM254 250V251H255ZM262 250V249H261ZM261 250H259V251H261ZM14 251V252H15ZM172 251L174 252V254L172 253ZM231 251V250H230ZM235 252V250H232V252ZM241 251H242V249H241ZM12 252V251H11ZM18 252V251H17ZM17 252H15V254H17ZM21 252V251H20ZM155 252H160V254L161 255H163L164 257H162L161 255H159L158 253H155ZM244 252V251H243ZM10 253V252H9ZM9 253L7 254V255H9ZM165 253V254H166ZM23 254V253H22ZM148 254V255H147ZM173 254V255H172ZM223 254V253H222ZM233 254H235V256L237 255L236 253H233ZM161 256V258H159V256ZM220 255H221V253H220ZM228 254H226V256H227ZM259 255H260V253H259ZM262 255H264V254H262ZM22 256V255H21ZM21 256H19V257H21ZM145 256H148V260L146 261V257ZM172 256V257H171ZM174 256L176 257L175 259H174ZM215 256H219V255H217V253L215 254ZM17 257V256H16ZM28 257V256H27ZM171 258V259H168V258ZM180 257V256H179ZM173 258V259H172ZM181 258H183V256L181 257ZM262 258H263V256H262ZM22 259H24V261H25V259H29V257L28 258H26V257H24V258H22ZM168 259V260H167ZM212 259H214V257L212 258ZM257 259H261V257H259V258H257ZM256 259V260H257ZM129 260H131V259H129ZM170 260V261H169ZM172 260V261H171ZM220 260H221V258H220ZM224 260H226V259H224ZM29 261V260H28ZM135 261H134V264H135ZM162 261H164V260H162ZM180 261H183V260H180ZM21 262V261H20ZM223 262H225V261H223ZM23 263H25V262H23ZM29 263H31V261H29ZM130 263H132L131 261H130ZM167 263V262H166ZM165 263V264H166ZM167 263V264H168ZM26 264V263H25ZM31 264H33V263H31ZM181 264V263H180ZM188 264V263H187Z\"/></svg>",
	"mask_w": 264,
	"mask_h": 264
}]
</instances>
